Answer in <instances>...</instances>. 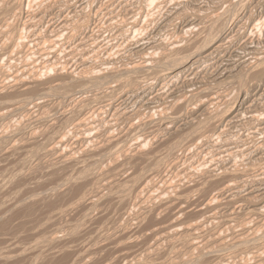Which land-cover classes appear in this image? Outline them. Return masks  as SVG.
Instances as JSON below:
<instances>
[{
  "label": "bare ground",
  "instance_id": "1",
  "mask_svg": "<svg viewBox=\"0 0 264 264\" xmlns=\"http://www.w3.org/2000/svg\"><path fill=\"white\" fill-rule=\"evenodd\" d=\"M34 1H31V6H32V3ZM83 1H85V0H50V1H47V3L44 1V3H46L45 6H44V9L47 10V12H49V14L51 12H52V14L55 13L56 15H58L57 18L58 19L60 18V21H59V23L57 25V29L59 28L61 30V32H60V30L57 31V29L56 30H53L54 26L47 25L48 24L47 23L46 24L47 27H46V25L44 26V31L42 32L44 34H42V38H41L42 43L45 42V40H47V42L49 43V44L47 42L45 43V44H48V45H46L47 49H44V50H48V52H49V49L50 48H52L53 50L54 49L57 50V48H55V47L60 46V48H61V46H63V43L61 44V40H62L61 38H63V40L67 42V43L65 42L66 43V46H67L68 42L71 43L70 41H72V43H73V42H76L78 40L77 42L79 43V41L83 37H85V40H84L83 43H85V41H86V44L80 43V45H79L76 42L78 44V45L76 44V47L77 48L74 46V48H76L79 51V53H81V56H80L81 57V60L77 58V57H79V53H78V55H76L77 56L76 58L78 59V62H79V60L81 62V64H80L81 67L78 68L75 72H71L70 71V65H69V70L66 71L65 65H67L68 63H65L63 67L60 66L58 68V66H59L58 65L59 64L58 61L60 59L57 60V58H59L58 57L59 54L57 52L56 53V54H58L57 57L55 56L56 54L55 55H52V56H49L48 55L49 57L46 59V62H48L49 65L43 67V69H44L43 72L45 73V71L46 72L47 71H51L50 73L53 72V74H52L53 77L50 76V78L48 77L49 79H46L45 78L46 80H44V78H43V81H40L39 80V78H41V77H39L40 72L33 71L31 73L28 81H27L26 79L23 80V78H22L23 77V75H22L23 73H21V75L19 73H17V75L19 74L21 77H16L17 76L16 75L15 76L16 79L17 78H22V79L19 80V82L16 81L15 84H14V86H11V88L15 91L16 96L17 95L18 96L20 95L21 98H22V96L24 97L26 95L29 96V95L35 94L37 92V90L40 89V87L42 88L43 86H46V85H49L50 86V84H55V83H57V84H55L52 87H50L47 94H50V95L51 94H53V95L54 94H57V95L58 94H60V95H66L70 91L71 92L72 91H80V90H84L86 88L100 87V90L101 91L95 92V94L94 95H91V96L88 95V94H90V92H81V93H78L77 96H71L68 99V101H67L68 104H70V105L73 104V105H76L77 106L79 102H81V103H79L80 105L77 108H74V107H73L74 109L71 108L72 109L71 110L72 112L68 116H64L63 115L64 117H62L61 119H59V123L58 124L61 125V126H66L67 124H71L75 128H77V129H82L83 128V131H85L86 133L88 131H90V132L91 131L92 132L96 131L94 129H97V131H98L101 128V129H103L104 135L107 138V140H106V138H103V139L106 140V141L103 140V141H105V145H104V143L101 142L102 139L99 140L97 138L98 136L97 137H94V135L95 136L97 135V132H96V134H94V135L91 136L92 137L91 139H92L93 143L96 140H98V141H100L102 143L101 145H103L102 148H101V146H99L100 143H98L99 145H97V146L100 147L99 148L100 150L98 152H105V154L106 153H109V152L116 153V154H124L123 155L124 159H122L123 160V163L125 162V164H127L129 166L131 165V168L134 165H136L137 163H139V164H141L143 166L140 169V171L136 172L135 175L132 178L131 177H126L125 180H124L121 177V180L122 181L124 180V181L122 183L119 182V184L117 182L119 180H117L116 183H114L115 181L114 180H110V178L108 177L109 180H110V183H109V180H108V183H109L108 184L103 179V183L105 181V183L103 184L104 187H105V184L107 183V185L105 187L107 193H103L102 192V190L105 191L104 190V187L101 190L103 196H104V194H106L104 196V198L105 199L107 198L106 200H108V197H109L110 198L109 202L112 203L111 202L112 195L113 194L114 195H117L116 202L115 203L113 202L114 209H115L114 212H115L116 217L115 218H112V219L110 217V219H109V220H111L110 223H112V225L113 224L115 225V222L117 220L120 221V218L125 217V216H122V215H128V212L126 211L127 210L126 208H128V210H129V206L131 208L134 206V211L137 208V206H138V208H141L139 206L142 205L141 203L144 201L143 196L145 197V200L147 198L148 199L149 198L151 199V197L154 198V196H151V197L149 195L147 196L146 195L147 193H145L146 196L143 195L144 194V191H145V186L150 181H152V179L155 180L156 178H153L155 176L158 177V180H160V178L162 179L161 181H158V183L160 185L163 186L164 183L167 184V181L166 180H168V179L163 180V176L161 175L162 169L163 170L165 169V168H163V166H165V165H167L169 163V166L168 167H169L170 170L176 171V173H177L178 176L185 177V176H187V174H186L187 173V170L191 168V167L188 166L189 165L188 161L190 162V160L192 159L191 156L192 155L195 156V154H199L201 156L203 155V158L200 156L202 158V160L200 159L201 161L200 160L199 161L202 162L204 160L205 161V164H206V168H204V169H203V166L201 165L202 166V169L204 170V172H203L202 169H201V172H199V173H196L195 172L196 173L195 176L198 174L197 177L198 176L200 177L202 173L204 174L203 177L201 176L203 178L202 179L203 180V183L200 184L201 186H198V188H196V189H198V191L200 193H202V195H201L202 196V198H201L202 200H201L200 203H199V198L200 197L197 199L198 191H197V194H196L195 193L196 190L194 189L195 191H194L193 194H196V199L198 200V203L201 206H203V207H200L199 206L200 210H202V208H203V210L200 211L201 215H203V216H206L207 215L206 219H209V220H218L219 222H223V223H225L224 226L227 225V224H229V225H227V226L224 227L225 229H226V227L230 226V223H232V222H238L237 219H239L238 217H241V215L244 216V218H245V219H242V220H246V221H248V218L250 219L251 217L252 218L253 217L255 218V216H259V219L261 218V220H260L261 223H259V221L257 222V223H259V225L258 224L256 225V223H255L256 221L254 222L252 220V218H251V221L254 222L255 225L257 226L255 228L256 229L255 232H257L259 234L260 231L258 232L257 229H260L261 230L262 228H260V225H261V227L264 226V0H226V1L224 0L225 2L221 0L224 3V5H223L224 8L220 12H217V11H214L213 12V8L216 7V6H214L212 8V14H208L209 12H211L210 10L208 12V9L209 8H207V9L204 10L203 4L201 5V2H202L201 0H190V1L187 0L189 3L186 4V7L185 8H182L183 10H181V8L179 7V6H181V4L180 5L177 4L178 7L176 6V7H172L171 9H169L170 8L169 4L170 5L172 4L171 6H173L174 3H172V2H175L176 0H162V2H160L161 0L160 1L159 0H137L138 1L137 3L139 4L140 7L137 6L139 8L138 9H135V11H132L133 8L131 7L132 9H131V11L128 10V13L129 14L127 16H123V14H122V16L125 17L126 19L125 18L122 19L123 18L122 17L121 20H118L119 19L118 16L121 15V12L122 11L117 16L118 19H111L110 21H109V18L110 17L107 19V21H109L107 23L109 25L112 24L111 25L112 27H114L113 26V24H114L115 25L114 28L117 29L116 32L114 31L112 33L113 34L115 33V35L117 33V35H118L117 37L118 38L120 37L121 41L123 40V42H120V43L117 42L118 44L112 43V41L113 42H115L116 40L118 41V38L116 36H114V35H113L114 37L112 35L111 36L110 35H108V36L106 35L107 37L101 36L102 37L101 39H103V40H101L99 43H98V39L100 37H97L98 34L96 35V37H94V35H91L96 30V28H95V30L92 27L89 28L90 27V24L92 25L91 21H93V18L95 16H101V11H100L99 7L98 8H95L92 5L84 4ZM90 1L93 2L92 0H90ZM98 1H95V2L97 3ZM109 1L110 0H107L106 3H108ZM121 1H119V3ZM205 1L208 2V0H205ZM205 1H203V2H205ZM209 1L211 3L214 0H212V1L209 0ZM163 2H165L167 5L164 6V5H161L160 4V3H163ZM180 2L182 3L183 0L180 1ZM215 2H217V0ZM24 3H25V0H10V1L9 0L8 1L7 0H0V5H1L0 6V40H3L4 39V42L2 43L3 48L1 47L2 45L0 44V48L2 49V50L0 49L1 50L0 53H2V55L5 56V57H7L6 55L9 53L10 61H11V57L14 58L16 56V53L19 52V50H20V53H21L22 49L24 50V52H26L25 48L29 47V46H27V43L24 40H20L19 42H17L16 44H14L12 42L11 37H10V34L11 33L15 32V31H18V28H17L18 26H15L14 24H12V22L16 18H18V19L21 20V17H23V14H24V11H23V9H24ZM99 3L100 2H98V4ZM124 3H126V2L124 1ZM210 3L207 4V5H211ZM34 4H35V2H34ZM103 4L105 5V3L102 2V5H100V8H101V6H104ZM131 4L133 5V2ZM126 5L128 6L129 4H125V8H126ZM221 5H222V3H221ZM28 6H29V4H28ZM31 6H29V9H32ZM94 6H95V4H94ZM110 6L111 5H109V7ZM120 6H122V5H120ZM219 6L220 5H218V7ZM105 8H106V6L104 7V9ZM104 9H102V10H104ZM112 9H108V11L111 10L110 12L112 13L113 10H116L115 8L113 10ZM119 9H121V7H119ZM119 9H117V11H119ZM127 9H130V7L129 8H126L125 10L127 11ZM214 9L215 10L216 9L219 10V8H214ZM125 10H124V12H125V15H126V11ZM161 10L164 11L163 12L164 15L161 14L160 16H162V15L163 16L162 17H159V19L156 17L157 20L155 19L151 23L149 18L152 19L153 16H156V15H153L152 16V12L153 11H156V12L158 11L159 12ZM206 10L208 12V13H206L207 15L204 13V11H206ZM30 11H32V10H30ZM104 12H105V10H104ZM104 12H102V15H103ZM106 12H107V10H106ZM108 13H107V15H108ZM32 14H31L32 16L31 15L30 16L28 15V17L24 16L22 18V20H21L22 22L23 21L24 22L19 27H23V28L26 29V28H28V27H30L32 25L42 24L44 22V19H45V16H46V13L44 11L39 10L37 14H34V13H32ZM66 14L68 16H70V18L72 16L73 19L72 20L71 19L69 20V18L66 19ZM69 14H71V15H69ZM116 14H118V12ZM154 14H155V12H154ZM158 14H160V13H158ZM179 14L182 17H179L181 19H180V21L177 20V21H179V23L176 24L177 22L174 23V21L176 20V18H177V16ZM111 15L112 14H110V16ZM175 15H176V18L173 17ZM106 16H104V17L106 18ZM19 23H21V22H19ZM173 23L176 24V25H174V28L172 27L173 29L171 30L170 29L171 28V24H173ZM111 26L109 28H111ZM89 29H93V32L91 30H89ZM88 30L90 32H88ZM109 30H112V28L109 29ZM57 32L58 33L60 32L61 34L58 35ZM88 33L89 34L91 33V34L90 35H87ZM101 34H99V35H101ZM79 36L80 37L83 36V37L79 40L78 39ZM164 36L166 37L165 41H164ZM168 40H170V42ZM64 41H62V42H64ZM166 41L169 42L168 45L167 44L166 45L164 44V42H166ZM0 42H2V41H0ZM122 44H124L130 50L129 51L130 52L129 56H131V55L136 56L135 58L138 57L139 60H136L134 58L136 61H133L134 59H133V56H132V61L133 62H131V59H130V61L128 63L126 61V59H125L123 61H126V63H128V64L125 63V65H123L122 64L123 61L122 62L120 61V63L123 65L122 67H119V68L117 67V68L110 69L111 67H109V66H111V65L107 66L108 63H106V62H108V60L105 61L104 58H102L100 56L101 55L99 53L100 51L97 53V54H99V57L101 58V59L98 58L100 60V62L97 60L96 61V64H94L95 63L94 62L95 59H93V58H94V55H96V54H94L93 55V58L90 59V61L93 60V62H89V60L86 59L87 56H89L91 54L89 56V57H91L92 54L95 53V52H97L98 50H102V53L104 51L105 52L104 53L105 54V57H106V55L109 56V54L111 53V51L113 49L115 50V48H117L118 46H119L118 49L120 48V50H121L120 45H122ZM125 46H124V49L123 50H126L127 51V49H125ZM63 48L64 47H62L61 49L63 50ZM69 49H72V47H69ZM118 49H116V51ZM77 50H75V52L73 50L71 51L72 52L71 53L72 56L75 53H77ZM66 51H67V53L64 51L63 52V55H64V53H65V55H68V53L70 52L69 50H66ZM34 52H36V51H34ZM54 52L55 51H53V53L51 52V54H54ZM73 52H74V54H73ZM116 53H115V55H116ZM13 54H15L14 57L12 56ZM36 54H38V53H36ZM71 54H69L70 57H72ZM122 54H124V53H122ZM2 55L0 54L1 57H2ZM19 55L20 54L18 53V56H16L17 58L15 57V59H18V57L21 59V57ZM44 55L46 56L47 54L45 53ZM119 55H120V53H119ZM60 56L62 57V54ZM38 57H41V55L38 56ZM103 57H104V55H103ZM117 57H118V55H117ZM119 57H121V56H119ZM43 58H44V56H43ZM63 58H65V57H63ZM63 58H61V59H63ZM108 59H109V57H108ZM115 59H117V58H115ZM115 59H113V60H115ZM72 61H74V60H72ZM97 62H99V65L101 64L100 66H106V68L105 69L102 68L103 70H101V67H100V69H99L100 71L98 70L97 73H96L95 72L96 70L95 71L92 70V66L93 65L94 66L97 65ZM63 63L64 62H62V64ZM117 63H119V61ZM113 64H115V63L113 62ZM121 64H118V66L121 65ZM21 67H23V66H21ZM95 67H97V66H95ZM67 69H68V67H67ZM72 69H74V68H72ZM24 70L25 69H23L21 71L24 72ZM24 74H25V72H24ZM225 83H226V85H228V88L230 87L231 92L229 94L226 93V92H228V91H226V90H228V88H225L226 89V90H224L225 92H220L221 88L219 86H221L222 84L225 85ZM187 87L188 88L189 87H194L193 90H192L193 92L190 91L191 93H186V92L183 91L182 93H180L181 90H183L185 88L187 89ZM6 88L8 89L10 87H8V86L2 87L1 86L0 87V93L4 89H6ZM13 95H14V93H13ZM183 95H184V97L181 98ZM3 97H6V96L3 95ZM196 97L201 98L202 100H204V103L201 106H199L198 105L199 103H197V100H195L196 101V104L200 107V109L197 110L195 107H193L197 111L195 113H193L189 118H185L184 119L183 118V113H184L185 109L187 108V104L184 106L183 105V101L185 100V98H187L188 99V102L190 103L191 101H193L191 99H193V98L195 99ZM28 99L24 98L23 100H25V102H23V103H16V104L10 106V108L7 111H1L0 117L8 116L12 112L15 113L16 111H18V112L19 111H21V112L24 111L25 114H26V113L29 112V109L31 108V107L29 108V105H32L35 109H37L38 107H40V108H43L44 107V109H45V103H46V101L43 100L45 98H41L40 99V100H42L41 102H37L38 101L37 100L34 103L29 102ZM201 99H199V102L200 103H201ZM94 100H96V101H94ZM116 100H118V102L120 103V105H123L122 109L121 108L118 109L119 106H117V107L115 106V103H116L115 101ZM77 101H79V102L77 103ZM93 101L95 103L98 102L96 104H99V105H98V108L94 109V111H91V110H89V107L88 106L91 105L93 103ZM228 101H230V103ZM159 102L169 103L170 104L169 111H171V113L173 115H175V117L172 119L171 123L166 124V125H162L161 128L158 129V133L154 129L153 131L156 132L154 134V136L153 135L152 136H148L149 138H152V140L155 142L157 148L160 147V151L158 150L160 152L159 153L160 155L159 154L154 155V154H152L153 151L152 152L149 151V150L152 149V147L150 149V147L146 145L147 142L145 141L146 139H149V138H147V135H150V133L148 134V132H147V130H148L147 125L148 126H151V124H154L155 125V122H159V119L157 121V120L153 119L152 118L153 116H152L151 119L155 120V122H154L151 119H149L150 117L148 116L146 120L149 119V122L145 121L147 123H143L144 120L142 122L141 121L142 119H139V117L143 114V112H145V111L148 112L149 110H153V109H151V106H153L154 104H158ZM226 102L229 103L228 104L229 105L228 107L226 106L227 105ZM225 103H226V105L224 107L225 109L224 108H221V106L223 107V105ZM47 104L49 105V103H47ZM47 104H46V107H47ZM191 104L193 105L194 103H191ZM196 104H195V106H196ZM62 105H63V103L62 102H59L58 103V106H59L58 109H60V107H62ZM27 106H28L29 109L27 108ZM193 108H192V110H193ZM219 108H221L222 111L224 109L223 112H220L222 114H219L221 116L220 119H219V115H218V112H217V110ZM44 109H42L41 111H43ZM186 111H187V109H186ZM193 111H195V110H193ZM188 112L190 114V111L189 110H188ZM58 114L61 115L63 113H61V114L58 113ZM64 114H66V113H64ZM159 114H161L160 117H162V113H159ZM186 115H187V112H186ZM55 116H56V114H55ZM155 117L157 119V116L154 115V118ZM217 117H218V120L216 119ZM56 119H58V118H56ZM94 119H95V122H96L95 123L96 126L92 127V124L94 122L93 121ZM135 119H138L137 120V124L136 125H132V127H130L131 129L134 127L133 130H136V133L134 135L129 136L124 131L125 134H126L125 135L123 132L120 131L122 134H124L123 136H126V137L125 138L124 137L123 138H120L121 136H118L119 138H117L115 136V133L116 132L115 133H112L113 129H115L116 125H118L117 123H119L118 120H120L121 123H125L126 124V123H128V122H130L132 120H135ZM132 124H135V123L132 122ZM145 127L147 128V130H146V133L147 134L144 133L145 134L144 135V134H142V131L145 129ZM118 129H115V130H118ZM128 129H126V131ZM120 130H122V129H120ZM153 131L151 130V133ZM3 133H5V132H3ZM89 133H88V135H89ZM98 133H99V131H98ZM99 134L102 135V133H99ZM110 134H112V136H115V137L114 138L111 137ZM116 134H118V133H116ZM104 135H102V137H104ZM109 135H110V137H109ZM119 135H121V134H119ZM3 136L0 137V151L4 148V145H6L8 143V141H6L7 139L4 138ZM137 136H141L142 139L141 138L140 139L142 141L140 140V142H136L135 139H137ZM99 137H101V136L99 135ZM88 138H84L85 139V141H84L85 143H86V140L87 141L90 140ZM94 138H97V139L94 141ZM144 138H145V140H144ZM92 141H91V143H92ZM132 141H135V143H134L135 145L133 144L134 146H131V148H128V146H126V145L128 144V142H132ZM5 142H7V143L3 145V143H5ZM58 143H59V141H58ZM51 144L52 143H50L49 145H45V148H47L45 153H47V152L48 153H51V152H53L55 150L56 147H54L53 145H52L53 147H51ZM87 144H88V142H87ZM94 144H97V143H94ZM54 145H55V143H54ZM58 145H61V144H58ZM55 146H57V145H55ZM88 146L91 148L93 145L92 146L88 145ZM144 146H147L149 148L148 152L145 151L148 148H146ZM5 147H7V146H5ZM89 147H88V149H90ZM94 147H96V146H94ZM94 147H93V149H94ZM126 147L128 148V150H130V151H128L129 154H127L128 152L125 153ZM132 147H133V149H132ZM143 147H144V149L145 148L146 149L144 150ZM161 147H162V149H161ZM131 149L133 151L132 153H130L131 152ZM153 149H155V147ZM91 150H92V148H91ZM83 151H85V150H83ZM94 151H95V149H94ZM158 151H155L154 153L156 154ZM3 152H5V151H3ZM36 152H37V150H36ZM95 152H97V151H95ZM150 153H151V155H150ZM152 155H154V156H152ZM197 158H199V156H197ZM27 160H29V159L27 158ZM193 160H195V159H193ZM199 161H197V162H199ZM186 162L188 163L186 165L187 167L186 166L184 167L183 164L186 163ZM194 162L192 161V164ZM197 162H196V164H197V168H198V166H200V164L198 165ZM21 163H22V165H24L23 162H21ZM24 163H26V162H24ZM29 163H30V160H29ZM29 163H26L27 164V169H29L28 166L31 165ZM125 164L123 166H125ZM194 166H192V169L193 170H194ZM31 168H32V165L30 166V169ZM54 168H55V166H54ZM22 169H26V166H25V168L23 166ZM53 169H52V171L54 172V170H56V168L54 170ZM192 169H191V171H192ZM90 170L91 169L86 170L83 173H80L79 172L80 174L78 176L81 175L79 179L81 181L84 180V179H86V180L87 179L88 180L92 179L91 177H92L93 173L92 174L89 173ZM195 170L197 171L196 168H195ZM87 171H88V173H87ZM163 172H164V175H165L166 171H163ZM124 173H125V171H124ZM95 174L96 173H94V176H95ZM127 174L129 175L128 172H127ZM192 174H194V172ZM69 175L71 176V174H69ZM75 175H76V173H75ZM78 176L76 175V177H71V178L69 177L70 178L69 180L70 181H73L72 178H74L75 183L74 182L73 183H74V185L75 184L77 185L78 184V182H77L78 181V178H77ZM96 176H99V175L96 174ZM96 176H95V178H96ZM165 176H167V175H165ZM100 177H101V175H100ZM75 178H77V180H75ZM99 178H97V179H99ZM105 178H106V176H105ZM164 178H166V177H164ZM186 178H189V177H186ZM118 179H120V178H118ZM193 179H194V177H193ZM69 180H66V181L68 182ZM86 180H84V181H86ZM139 180H140V182L137 184V182ZM194 180H195V182H197L196 179H194ZM81 181H80V183H81ZM94 181L97 183L96 180H94ZM100 181L102 182V178H101V180L99 179L98 182L100 183ZM182 181L184 182V179ZM186 181H187V179H186ZM186 181L184 182V184H186L187 182H191V184L193 183V185L195 184L194 181H191V180L190 181H187V182ZM198 181H200V180H198ZM179 182H181V181H179ZM71 183L72 182H70L69 185H66V186L67 187L70 186ZM83 183H81L82 184V187L81 186H78V185L76 187L83 188V186H84ZM130 183H132V185H130ZM94 184L92 186L95 187ZM101 184L102 183L96 184V186L97 185H101ZM155 184H156V181H155ZM148 185H150V184H148ZM187 185L188 184H186V186ZM207 185L209 187H211V189L208 187V189L206 190L205 188H207V187H205V186H207ZM132 186H133V189L134 190L131 189ZM167 186L168 185H166V187ZM180 186H181V184H180ZM196 186H197V184H196ZM94 187H90V188L93 189ZM98 187H95V188H98ZM151 187H153V186H151ZM71 188H72V190L75 189V188L72 187V184H71ZM79 188H78V190H80ZM99 188L101 189V187H99ZM148 188H150V187H148ZM68 189H69V187H68ZM83 189L85 190L86 188H83ZM164 189H166V188H164ZM181 189L183 191L185 190V191L189 192L188 190H186L187 187L186 188L184 187V189L183 188H181ZM52 190H55V189H52ZM95 190H93V191L96 193L97 191H95ZM159 190H161V192H164L163 193L164 195L166 194L167 199H165L166 197L164 198L166 201H164L161 204V206L156 205L157 203H155L156 201L155 202L152 201L153 199L151 201L153 203H155V205L157 207L159 206L158 208H163V206H164V209L169 210V211L171 210V208L173 210L174 209L173 207L176 208V206H177V208H178V206L179 205L181 206L182 204H188L189 203L188 205H190V202L193 199V198H191V197H193L192 196L193 194H191L190 192L189 193H190L191 197H190V201H189V197H188V194L189 193L186 194L184 192H181L182 190L180 192H178L176 190L175 191H172L171 194H170L171 196H169V194H168L169 191L167 192L168 189L167 190H163V191H162V189H159ZM88 191H86V192H88ZM52 192H50V193H52ZM57 192H59V191H57V189H56V194H58ZM81 192L84 193L83 191H81ZM94 192H92V193L94 194ZM133 192H134V196L131 194ZM48 193H49V191H48ZM76 193L78 194L79 191H77ZM92 193L89 196H88L89 193H87L86 196H88V200L87 199L86 200L89 201V203H90L89 204L91 206V209L90 210H92V212H95V210H93L92 208H94L96 206V204L97 205L100 204V202L101 201H104L105 199L102 198V197H100L101 196L100 195L101 193L99 191L97 192L96 195H98V193H99L100 196L98 195V197H100L101 199H104V200H101L100 201L99 198H97V196L96 195H93ZM53 194L55 195V193H53ZM59 194H61V193L59 192ZM50 195H52V194H50ZM54 195H53V198L54 197L56 198V196H54ZM73 195L74 194H72V196ZM151 195H153V194H151ZM45 196L46 195H44V197ZM72 196H70V198H72ZM84 196L80 195L79 197H81V198L83 197L84 198ZM92 196H94V197H92ZM156 196L157 197H163L162 195H160V196L156 195ZM156 196H155V198H156ZM30 197H32V196H30ZM44 197H43V199H44ZM74 197H77V196H74ZM32 198H35V196L32 197ZM46 198H48V196ZM51 199H52V197L47 200V205L49 204L48 201L49 200L51 201ZM82 199L81 200L79 199L80 202L78 200V202L80 204L81 203L84 204L85 198H84V200H82ZM148 199H147V201H148ZM194 199H195V197H194ZM196 199H195L196 202H194V203H197V200ZM34 200L32 199L31 202H33ZM39 200H37V201H39ZM156 200L158 201V198H156ZM24 201H26V200H24ZM28 201H30V200L28 199ZM45 201H46V199H45ZM68 201L69 200H67V202ZM75 201L77 203V200H75ZM81 201H83V202H81ZM151 201H150V205L152 206V204H151L152 202ZM18 202H17V204H19ZM160 202L161 201H159V204H160ZM14 203H13V205H14ZM22 203L25 204V202H23V201H22ZM85 203H88V202H85ZM31 204L33 205V203H31ZM43 204H44V202H43ZM63 204H64V202H63ZM67 204L70 205L69 202ZM73 204H75V202H73ZM144 204H145V202H144ZM41 205H42V203H41ZM47 205H46V207H47ZM55 205L53 204V206H52V203H50L49 204L50 210H51V207L53 208L54 206H55V208L56 207L57 208H60L59 206H57V204H55ZM146 205L149 206V203L147 202ZM188 205H184V206H188ZM191 205H194V204H191ZM22 206H20V205L18 206L17 205V207L18 208L20 207V209H22ZM30 206H28V207L30 208ZM36 206L38 207L39 204L38 205L36 204ZM36 206H35V209H36ZM148 206H144L143 205V207H148ZM11 207H9L7 209L9 210ZM84 207H88V204L87 205L84 204L83 208ZM181 207H179L178 209L180 210ZM188 207L189 208H187V209L188 210L190 209L189 211H191L190 206H188ZM23 208H24V210H20L19 209V211H25V205L23 206ZM48 208L49 207H47V209ZM61 208H62V206H61ZM61 208H60V210H61ZM138 208H137V210H139ZM148 208L149 209L146 210L145 212L142 211L143 213L141 215H140V213H141L140 210L137 211V212H139L138 213L139 216L137 214L135 215V213H134V215H135L134 217L138 216L137 219H139L140 216H141V220H143V221H144L145 218L148 217L151 220V222H152V220L155 217L154 216V212H156V208L155 207L151 208L150 206ZM193 208H195V207L193 206ZM2 209L4 210V208H2ZM14 209H16V208L14 207ZM32 209L33 210H31V211L33 212L35 209H34V207H32ZM54 209H52V210H54ZM64 209H65V207H64ZM64 209L62 210V212L65 211ZM73 209H71V210H73ZM145 209H147V208H145ZM178 209H176V211ZM187 209H186V211H187ZM195 209H197V206H196ZM37 210H38V208H37ZM57 210L58 209L54 210L53 212L56 213ZM60 210H58V211H60ZM82 210H84V209H82ZM82 210H80L79 213H81ZM141 210H142V208H141ZM158 210L159 209H157V211ZM11 211H12V209H11ZM31 211H30V214L32 213ZM42 211H44V210H41V212ZM103 211H104V208H103ZM129 211H131V209ZM198 211H197V213H198ZM8 212L6 213V211H5L6 214H8ZM38 212L39 211H36V213H38ZM44 212L41 215H44ZM62 212H58V213L59 214L61 213V216H62V214L64 215V213H62ZM69 212H70V209H69ZM77 212H78V210L76 211V213ZM105 212H106L105 214L102 212L105 216L107 214H110L106 210H105ZM173 212L171 211V214ZM183 212H184V210H183ZM26 213H28V212H26ZM26 213H24V214H26ZM48 213H50V212H48ZM84 213H85V210H84ZM87 213H89V211ZM130 213H133V212H130ZM175 213H177V212H175ZM185 213H187V212H185ZM193 213H195V215H196V211L193 212ZM193 213H192V215L195 216ZM1 214H2V212H1ZM6 214H4V215L2 214L3 217ZM59 214H58V217L60 216ZM65 214L67 215L68 213H65ZM103 214L101 215V212H100L99 215L103 216ZM156 214H158V213H156ZM166 214H167V212H166ZM168 214L170 215V212ZM178 214L180 215V213H178ZM189 214H190V212L187 213L188 217L190 216ZM26 215H24V216H26ZM47 215H49V216L51 215L50 217H54V219H55V214L53 215L52 214V211H51V214H47ZM66 215H64V216H66ZM72 215H75V214H72ZM96 215H98V214H96ZM158 215H156V216L159 218ZM174 215H176V214H174ZM192 215L190 217L191 218H195V220L193 219L194 222L197 221V223H198V219H197L198 216L197 217L196 216L195 217H192ZM197 215H199V214H197ZM201 215H199V217H201ZM28 216L29 215H27V217H25V219H27ZM64 216H62V217H64ZM85 216L83 215L82 216V219L83 218L86 219V217H89L88 214H87L86 217ZM129 216L131 218H133V216H131V214ZM129 216H128V218H129ZM172 216H173V214H172ZM245 216H248V217L246 218ZM21 217H23V216H21ZM30 217H31V215H30ZM50 217H48V218L50 219ZM62 217H59V218H62ZM70 217H72V216H70ZM163 217H164V215H163ZM188 217H187V219H188ZM74 218H72V219L75 220ZM96 218H94V220ZM126 218L127 217H125V219ZM160 218H162L161 215H160ZM173 218L176 219L175 217H173ZM38 219H41V217L38 218ZM67 219H69V215L67 216L66 221H67ZM88 219L89 218H87V220ZM125 219H124V221H125ZM134 219H135L134 221H136V218H134ZM149 219H147V220H149ZM34 220H36V222L38 224V223H41V220L42 219L40 220V222H38L37 219H33V221ZM43 220H46V219H43ZM73 220H71V221L73 222ZM239 220H241V219H239ZM24 221H22V222H24ZM30 221L32 222V220H30ZM137 221H139L138 224H140V220H137ZM156 221H157V219H156ZM251 221L250 222L248 221L249 223L246 222V224H250ZM29 222L27 221V224L26 223H25L26 225L24 224L25 227L27 225L28 226H30V225L33 226L34 224H36V222H34V224L32 223V224L29 225L28 224ZM43 222L44 221H42L41 224H43ZM60 222H62V221H60ZM60 222H59V224H60ZM63 222H64V226H66L65 220ZM76 222H79V220L78 221L76 220L73 223H76ZM154 222H155V220H154ZM157 222H159V221H157ZM219 222H216L215 225H217ZM52 223H54V222H52ZM66 223H67V225H69L68 222H66ZM110 223H108V224H110ZM120 223H122V221H120ZM125 223H126V221H125ZM146 223H144V224H146ZM152 223H149L150 226H147V224L145 226H147L148 228L149 227H153L151 225ZM189 223H187V225ZM197 223L195 225H190L189 224V226H187V227L185 225L184 226L185 229H182V230H184L182 232V237L184 236L183 241L184 242H187L188 243L187 244V246H188L187 248L191 249L190 253H188V251H187L188 255L191 254L192 249L195 248V247L198 248L199 251L201 250L200 248H204L205 249V247L200 246L201 243L199 244V242H198L199 247L196 244L197 243V239H196L197 235L196 234H198V233L195 234V232L196 231L198 232L200 230V228H203V226H204V225L203 226H200ZM210 223L212 224V222H210ZM70 224H71L72 227L74 226V225H72V223H70ZM81 224H79V225L82 227ZM102 224H100V225H102ZM157 224H159V223H156V224L154 223L155 226ZM39 225H38V227H39ZM47 225H49V224L47 223ZM104 225L107 226L106 224H104ZM124 225H121V224L118 225L119 227L117 226L118 227L117 229H120V228L122 229L124 227ZM129 225H132V224L129 223ZM212 225H214V224H212ZM243 225H245V224H243ZM34 226L32 227V229H34ZM40 226L41 227H39V229L42 228V225H40ZM55 226H53V227H55ZM76 226L78 227V225H76ZM80 226H79L78 229H80ZM121 226H123V227H121ZM137 226H140V225H137ZM141 226L143 227L144 225L142 224ZM250 226H252V224L249 225V227ZM23 227H22V229H24ZM45 227L46 226L43 227L44 230H46ZM77 227H76V230H77ZM101 227H103V225ZM219 227H220V225H219ZM231 227H233V225ZM231 227H230V231H232L231 230ZM235 227H236V229L238 228L237 225ZM235 227L232 228V229L234 230ZM245 227H247V225ZM29 228L27 230H31ZM69 228H70V225H69ZM216 228H218V226ZM224 228L222 229V225H221V229L224 230ZM251 228H249V230H251ZM111 229H115V228L112 226ZM123 229L125 230L127 228L124 227ZM241 229H243V228L241 227L240 230H238V231L241 232L242 231ZM263 229H264V227H263ZM42 230L39 233V237L36 236L37 238L35 240H37V239L40 238L41 232H43V234L46 233V232H44ZM71 230H74L73 233L74 232L76 233V230L75 229H71ZM71 230H69V231H71ZM106 230L107 229H105V231H104L105 233H106ZM244 230L245 229H243V231ZM252 230H254V229L252 228ZM99 231H102V228L99 229ZM153 231H154V229H153ZM179 231H181V230H179ZM210 231H212V230H210ZM226 231H227V229L225 230V237H227L226 236V233H227ZM263 231L264 230H262L261 232L263 233ZM20 232H22V231H20ZM24 232H26V231H24ZM31 232H29V235H32L33 236V234H30ZM33 232H36V230L33 231ZM47 232H48V229H47ZM49 232H50V230H49ZM53 232L54 231H52L50 233H53ZM57 232H59V231H57ZM154 232L155 233L154 234H151L152 236L149 235V237L154 238V236H156V234H159L160 231L157 232V230H155ZM199 232H202V233H200V237H201L202 234H204V232L207 233V231H204V232L203 231H199ZM220 232L222 233V231H220ZM220 232H219V234H220ZM73 233H72V235H73ZM75 233H74V235H75ZM208 233H209V231H208ZM214 233H216V232L214 231L212 234H214ZM231 233L233 234V231ZM247 233H249V232H247ZM247 233H246V235H247ZM16 234H20L19 231ZM16 234L14 236H16ZM47 234H49V233H46V235L45 234L44 235L41 234L42 236L45 237V238L43 237V239H42L41 242L38 241L36 243V241H35V244H34V242H32V245H34L33 246V249L26 247L28 244L25 246V244L23 243L24 244V248L26 247L28 249V251H29V249H31V251L34 250V251H39L40 252L41 251V247L44 246L42 244L41 247H39L40 244L41 243H45L46 245H48V248L52 245L53 247L51 249H53V248L56 249L57 248L56 250L58 251V249H60V246H63L65 244V242H64L63 245H60L62 239L60 240L59 235H58V237H55L57 235L54 234V236H53V235L49 234L50 236L46 237ZM101 234H102V232H101ZM216 234H218V233H216ZM219 234L217 235V237L214 236V241L213 242L215 243V245L217 243L218 249L221 251L223 248L226 247V245H224L223 242H221L224 239L221 240L222 238L219 236ZM235 234H237V233H234V235ZM243 234L245 235V233H243ZM174 235L175 236L177 235V233L175 231H174ZM234 235H232V236H234ZM246 235H245V237H247ZM251 235H253V234L251 233ZM28 236H27V239H28ZM32 236H30V237H32ZM203 236L204 235H202V237ZM208 236H210V235H208ZM208 236H206V237H208ZM229 236L231 238V235H229ZM235 236H236V239L234 237H232V239L233 238L235 239L234 243H232V241H231L232 239H230V238H229L230 241H228V242H230V244H232L231 245L232 247L237 248V250L238 249L244 250V252H246L245 250H249L250 251L251 249H253V254L256 252V250L254 252V247H255L257 249V252H256L255 255H257V256H256L255 261H253V263L252 262L251 263L252 264H264V253H263V256H262V253H260L259 250H258L259 247L256 246L257 239L254 238V237L259 238L257 235H255L253 237H251L249 235L250 238L247 239L248 238L247 237V238H245L246 240L242 239L244 236L241 237V235H238V234L235 235ZM30 237H29V239H30ZM104 237H105V235H104ZM172 237H173V235H172ZM32 238H34V237H32ZM32 238H31V241L33 240ZM62 238H63V236H62ZM86 238H88V237H86ZM210 238L212 240V236ZM195 239H196V242H194ZM198 239H199V236H198ZM84 240H85V237H84ZM84 240H83V243L86 245V243L84 242ZM109 240H110V238H109ZM177 240H178V238H176V240H174V238H173V241L176 242ZM208 240H209V237H208ZM211 240H209V241H211ZM225 240H226V238H225ZM107 241H108V239H107ZM107 241H105V242H107ZM258 241H260V239H258ZM86 242L88 243V241H86ZM89 242H90V240H89ZM103 242L104 241H102V243ZM80 243H81V241H80ZM96 243L97 242H95V245H96ZM129 243L130 242H128L127 244H129ZM214 243H213V246H214ZM23 244H21V246H23ZM58 244L60 245L59 248L56 247ZM202 244H203V246H205V244L203 242H202ZM225 244H227V241L225 242ZM230 244H228V246H230ZM1 245H3V244L1 243ZM30 245H31V243H30ZM54 245H56V246L54 247ZM98 245H99V242H98ZM100 245H102V244H100ZM100 245L99 246L96 245V247L99 248ZM131 245H132V242H131ZM136 245L137 244H135V246ZM210 245L212 246L211 243H210ZM81 246L83 247V245H81ZM129 246H130V244H129ZM132 246L134 247V245H132ZM170 246H172V244ZM231 246H230V248H231ZM36 247L40 248V250L39 249L37 250ZM88 247L91 248L90 245ZM133 247H131V249H133ZM1 248H3V247L0 246V249ZM4 248H8V247H4ZM21 248H22V250H24L23 247H21ZM45 248L47 249V246ZM86 248H85V250H86ZM102 248H104V247L101 246L100 249H102ZM154 248H155V246H154ZM209 248H211V247L209 246ZM215 248H216V246H215ZM27 249H25V250L27 251ZM46 249H42L43 250L42 253ZM51 249H50V251L52 252ZM61 249H62V251L59 250L60 253L63 252V249L64 248L61 247ZM126 249L128 250V247ZM148 249H150V248H148ZM169 249L171 250V248H169ZM189 249H187V250H189ZM195 249H193V253H195V251H194ZM218 249H217V252H219ZM14 250L15 249L13 248L12 251L14 252ZM22 250L21 251L20 250H16V253H17V251L18 252L20 251V253H17V254H19L17 256H20L21 253L22 254L29 253L28 251L27 252L24 251L25 253H23ZM76 250H77V248H76ZM76 250H73V251L76 252ZM93 250H94V248H93ZM93 250H90V251H93ZM96 250H97V248H96ZM202 250L200 252H202ZM212 250H210V251H212ZM237 250L234 252L235 254H237L236 253ZM1 251H0V253H1L0 255H3ZM5 251H6V249H5ZM9 251H7V253H6L8 255H6L5 252H4V255L7 256V257L5 256L6 258L0 256V259L1 258H4V259H1V260H5V261H1V262H3V263L6 264V261H10V259L8 257L10 255L8 253ZM31 251H30L29 254L32 256L33 253ZM55 251H54V253H55ZM66 251H65V253H68ZM70 251H71V249H69V252ZM81 251L84 252L83 250H81ZM81 251L80 252L78 251V252L81 253ZM129 251H131V250H129ZM239 251H238V253H239ZM46 252H47V250H46ZM88 252H89V249H88L87 252L85 251V254L88 253ZM102 252H104V250H102ZM158 252H160V251H158ZM203 252H204V250H203ZM217 252H214V253H217ZM241 252L242 251H240V253ZM54 253H50V252L48 253L47 252V254L45 253L46 255L43 253L44 254L43 256L38 253V254H36L37 255L36 258L32 257L33 260H31V258L29 256L28 257L30 259L28 258L26 260L27 261L29 260V262L31 260V262H33V264H45L46 262H51V260H53L52 259L53 258V255L52 254H54ZM65 253H64V257L61 258L62 260L65 258ZM90 253L93 254V252H90ZM97 253H99V251ZM165 253H167V252H165ZM165 253L164 252L162 254L159 253L161 256L158 253H156V255H159L161 257V259H160V261H159V259L158 260L156 259V262H154V263L157 264L158 261L161 262V260H162V263L165 264V262H163L165 260L164 258L170 252H168L165 256H163L164 257L163 258L162 255H164ZM185 253H182V254H185ZM187 253H186V255H187ZM240 253H239L238 256H240ZM72 254H74V253H71V256H72ZM177 254L178 253L176 252V255ZM250 254H251V251H250L249 255ZM36 255H34V256H36ZM82 255L84 256V253L81 254V256ZM188 255L187 256L184 255V257L188 259V258H191V257H194L195 256V255L194 256L189 255V256H191V257H189ZM215 255L216 254H214V256ZM243 255L245 256V254H243ZM11 256H13V255H11ZM23 256L26 257L27 255H23ZM61 256L62 255H60V257ZM67 256H69V255H67ZM75 256H77V255H75ZM79 256H77V257H79ZM159 256H157L156 258H158ZM177 256L175 257L176 260L175 259L174 260L177 261L176 262L177 264H179L181 259L178 261L177 258H179V257H177ZM196 256L197 257L195 259L193 258V259H190V260H188L186 262H185V260H181V264H198V263L199 264L200 263L203 264V262L205 261V260L203 261L204 254H201L199 256L196 254ZM214 256H213V258H212V256H211V258L210 257L209 258L210 259H215ZM235 256H234V258H235ZM24 257H23V259H24ZM72 257H71V259H72ZM132 257L134 258V256H132ZM132 257H131V260L133 259ZM143 257H144V255L142 256L141 259H143ZM145 257H147V256H145ZM145 257H144V259H145ZM150 257H148L149 260H150ZM10 258H14V256L13 257H10ZM148 258H146V259H148ZM166 258H167V256H166ZM207 258L208 257H206L204 259H207ZM230 258H231V256H230ZM241 258L243 259V257H241ZM17 259H18L17 257H16V259H14L15 262H16ZM66 259H68V258H66ZM82 259H83L82 261L84 262V259L85 258H82ZM154 259H155V256H154ZM169 259H170V257H169ZM171 259H173V258H171ZM14 260H11V261L13 262ZM19 260H21V259H19ZM19 260H17V261L20 264L21 261H19ZM68 260L70 262V257H69ZM95 260H96L95 262H97V259H95ZM151 260H152V257H151ZM208 260H206L205 262H207ZM218 260H220V259H218ZM244 260H246V259H244ZM54 261L55 262L57 261V263L59 261L61 263L60 260H54ZM82 261H81V264L83 263ZM86 261L87 260H85V262ZM135 261H133L132 264H135L134 263ZM138 261H140V260H138ZM138 261H136V263L137 264H140V262L138 263ZM153 261H155V260H153ZM165 261L167 263V260H165ZM183 261H184V263H183ZM210 261H212L211 264L214 262L213 260H209V262ZM247 261L248 260H246V262L245 261L244 262L247 264L251 260L248 261V262ZM69 262L67 261V264ZM71 262H70L71 264H77L78 263V260L75 257V259H73V261H71ZM88 262H86V263H88ZM102 262L103 261H100L101 264L104 263V262L103 263ZM159 262H158V264H160ZM24 263H26V262H24ZM52 263H53V261H52ZM63 263H66V262H63ZM86 263H84V264H86ZM125 263H127V262H125ZM235 263H236V261L234 263H232V264H235ZM11 264H14V263H11ZM15 264H17V263H15ZM21 264H23V263H21ZM26 264H28V263H26ZM29 264H32V263H29ZM147 264H149V261H148ZM172 264H174V262H172ZM241 264H242V262H241Z\"/></svg>",
  "mask_w": 264,
  "mask_h": 264
},
{
  "label": "rangeland",
  "instance_id": "2",
  "mask_svg": "<svg viewBox=\"0 0 264 264\" xmlns=\"http://www.w3.org/2000/svg\"><path fill=\"white\" fill-rule=\"evenodd\" d=\"M8 1V0H7ZM10 1V0H9ZM28 1V2H27ZM31 1H34V0H25V3H24V9H23V11H24V14H23V17L24 16H26V17H28V15L30 16L32 13H34V14H37L38 13V11L39 10H41V11H44L45 13H46V16H45V19H44V22L42 23V24H37V25H32V26H30V27H28V28H23V27H19V26H21L22 25V23L24 22H22L21 20H22V18L23 17H21V20L20 19H18V18H16L15 20H13V22H12V24H14L15 26H18L17 28H18V31H15V32H13V33H11L10 34V37H11V39H12V42L14 43V44H16L17 42H19L20 40H24V41H26V43H27V46H29V47H27V48H25V50H26V52H24V50L22 49V51H21V53L23 54H21L20 53V50H19V52H17L16 53V56H18V53L20 54L19 56L21 57V59L18 57V59H15V54H13L12 56L14 57V58H12L11 57V61H10V58H9V53L6 55L7 57H5V56H3L2 55V53H0L1 55H2V57L0 56V87L2 86V87H4V86H8V87H10V88H6V89H4L0 94V113H1V111H7L9 108H10V106H12V105H14V104H16V103H23V102H25V100H23L24 98H26V99H28L29 100V102H32V103H34V102H36L37 100V102H41L42 100H40L41 98H45V99H43L44 101H46V103H45V109H44V107L43 108H40V107H38L37 109H35L32 105H29V108L31 107H33L32 109L30 108H28V106H27V108L29 109V112L28 113H26L25 114V112L23 111V112H21V111H16L15 113L14 112H12L11 114H9L8 116H5V117H0V135L1 136H3L4 138H6L7 140L6 141H8V143L7 142H5V143H3V145L4 144H6V145H4V150L2 149L1 151H0V246L1 247H8V248H1L0 249V251L2 252V254L4 255V252H5V254L7 253V251H9L8 253L10 254L8 257H9V259H10V261H6V264L8 263V264H11V263H17V264H19L18 263V261L17 260H19V259H21V260H19V261H21V263H23V264H26V263H32L33 264V262H31V260H33V258L32 257H34V258H36L37 257V255L36 254H40V255H44L45 253L47 254V252L49 253H54V251L57 249H55V248H53V249H51L53 246L51 245L49 248L52 250V252L50 251V249L48 248V245H46L45 243H41L40 244V246L39 247H41V245L43 244L44 246H42L41 247V251L39 252V251H34V250H32L31 251V249H29V251H28V249L26 248V247H28V248H32L33 249V246L34 245H32V242H34V244H35V241H36V243L39 241V242H41L42 241V239H43V237L44 236H42V235H46V233H49V234H51V235H53L54 236V234L55 235H57V236H55V237H58V235H59V238H60V240L62 239V241H61V243H60V245H63V243L65 242V244L63 245V246H60L59 244L56 246V245H54V247L56 246V247H58L59 248V246H60V249H58V251L56 250L55 251V253L54 254H52L53 255V260H51V262H46L47 264L49 263V264H62L63 262H66V263H63V264H67V261L69 262V257H70V262L71 261H73V259H75V257H76V259L78 260V263L77 264H81V261L83 260L82 258H85L84 259V262L82 263V264H84V263H86V262H88L89 264H101L100 263V261H103L102 263L103 264H124L125 262H127L128 264L130 263V264H132L133 263V261H138V260H140V261H138V263L140 262V264H147L148 263V261H149V264H156V263H154V262H156V259L158 260L159 259V261H160V259H161V255L159 254V253H165V252H170L168 255H166L167 253H165L164 255H162V257L163 256H167V258H166V256H165V260H167V263L168 264H172V262H174V264L177 262V261H175L176 260V256L177 257H179V258H177V260L179 261L180 259L181 260H185V262L186 261H188V260H190V259H195L197 256H196V254L199 256V255H201V254H204V258H206V257H208L207 259H204L203 258V261L205 260H215L212 264H218L219 262V264H232V263H234L235 261H236V263L235 264H241V262H242V264L244 263V264H246L245 262H246V260H248V261H250V262H248L247 264H252L253 263V261H255V259H256V256L257 255H255L256 254V252H257V249L254 247V252H255V250H256V252L253 254V249H251L250 251H251V254L249 255V253H250V251L249 250H245L246 252H244V250H241V249H238L237 250V248H234V247H232L231 245L232 244H230V242H228V241H230V239H232V237H234L235 239H236V236L235 235H241V237H243L242 239H244V240H246L245 238H247V239H249L250 237H249V235L251 236V237H253V236H255V235H257L259 238H257V237H254V238H256L257 239V241H256V246H258L257 248H258V250H259V252L260 253H262V256H263V253H264V231H263V233L261 232L262 230H264L263 229V227H261V225H260V228H262L261 230L260 229H257L258 230V232H259V234L257 233V232H255V228L257 227L256 225L258 224L259 225V223H261V218L259 219V216H255V218L253 217H251L252 218V220L256 223V225H255V223L254 222H252L251 221V218L249 219L248 218V221L250 222L251 221V223L250 224H246V222L247 223H249L248 221H246V220H242V219H245L244 218V216H242L241 215V217H238L239 219H241V220H239V219H237L238 220V222H232V223H230V226H228V227H226V229H227V233H226V236L227 237H225V226H227V225H229V224H227V225H225L224 226V224L225 223H223V222H219L218 220H209V219H206V217H207V215L206 216H203V215H201V213H200V211H202L203 210V208H202V210H200V208H199V206L200 207H203V206H201L199 203L201 202V198H202V193H200L199 191H198V189H196V188H198V186H201L200 184H202L203 183V176H204V174L202 173H200L201 174V176L198 178L197 177V175L195 176V174L196 173H199V172H201V169H202V166H203V169L204 168H206V164H205V161L203 160L202 162H200L201 160H202V158H203V155L201 156V155H199V154H195V156L194 155H192L191 157H192V159L190 160V162L188 161V163H189V167H191L190 169H188L187 170V176H185V177H181V176H178L177 175V173H176V171H172V170H170L169 169V163L167 164V165H165V166H163V168H165L164 170L162 169V173H161V175L163 176V180H166V179H168V180H166L167 181V184H163V186L162 185H160L159 183H158V181H161L162 179L160 178V180H158V177H153V178H156L155 180L154 179H152V181L154 182H152V181H150L148 184H150V185H146L145 186V191H144V194L143 195H145V193H147L146 195L148 196H154V198H155V196L156 195H158V196H160V195H164L163 193L164 192H161V190H159V189H162V191L163 190H167V192H168V194H169V196H171L170 194H171V192L172 191H178V192H180L182 189L181 188H183L184 189V187L186 188L187 187V189L186 190H188L191 194H193L194 193V191H195V193L197 194V191H198V194H197V199L199 198V203H198V200L196 199V194H193L192 196L193 197H191V195H190V193L189 192H187V191H181V192H184V193H186V194H188V197H189V201H190V197L191 198H193L192 200H191V202H190V205H188V204H182L181 206L179 205L178 206V208L179 207H181L180 208V210L177 208V206H176V208L175 207H173L174 209L172 210V208H171V210L169 211V210H166V209H164V206H163V208H158L159 206H161V204L164 202V201H166L165 199H167V196H166V194L163 196V197H157L156 196V198H158V201L156 200V198L154 199V198H152L151 197V199L149 198H147L148 199V201H147V199L145 200V197L143 196V199H144V201L141 203L142 205H140L139 207H141L142 208V210H141V208H138V206H137V208L140 210V215L143 213V212H145L146 210H148L149 208V206L151 207V208H153V207H155L156 208V212H154V219L152 220V222H151V220L147 217V218H145L144 219V221L143 220H141V216H140V218L139 219H137L138 218V216H139V212H137V211H139V210H137V208L135 209V211H134V206L131 208L130 206H129V210L131 209V211H129L128 210V208H126L127 210V212H128V215H122V216H125V217H127L126 219H125V217H122V218H120V221H122V223H120V221L119 220H117L116 222H115V225L113 224L112 225V223H110L111 222V220H109L110 219V217H111V219L112 218H115L116 217V215H115V209H114V204H113V202L115 203L116 202V199H117V195H112V199H111V202L112 203H110L109 202V200H110V198L108 197V200H106L105 198H104V196L106 195V194H104V196L102 195V192L103 193H107L106 192V189H105V187H106V185H107V183H108V180H109V178H110V180H114L113 182L114 183H116V181L117 180H119V181H117L118 182V184H119V182H123L124 180H125V178L126 177H133L134 175H135V173L136 172H138V171H140V169L143 167L141 164H139V163H137L136 165H134L132 168H131V165L129 166V165H127V164H125V162L123 163V160L122 159H124V157H123V155L124 154H116V153H112V152H109V153H106L105 154V152H98L100 149V147L99 146H101V148H102V146L103 145H101L102 143H104V145H105V141L107 140V138H106V136L104 135V131H103V129H99L98 131H99V133H102V135H104V137H102V135L101 134H99L98 133V131H97V129H94V130H96V131H94V132H90V131H88L87 133L85 132V131H83V128L82 129H77V128H75L73 125H71V124H67L66 126H61V125H59L58 123H59V119H61L62 117H64V116H68L72 111V109L71 108H77L80 104L79 103H81V102H79V101H77V103H78V105L76 106V105H70V104H68V99L71 97V96H77L78 95V93H81V92H90V94H88V95H94L95 94V92H99V91H101L100 90V87H91V88H86V89H84V90H80V91H70V92H68L66 95H60V94H47L48 93V91H49V88L50 87H52L53 85H55V84H57V83H55V84H50V86L49 85H46V86H43L42 88L40 87V89H38L37 90V92L35 93V94H33V95H26V96H22V98H21V96L19 95H17L16 96V94H15V91L11 88V86H14V84H15V82L16 81H18L19 82V80H21L22 78H23V80H27L28 81V79H29V77H30V75H31V73L33 72V71H38V72H40V74H39V77H41V78H39V80L40 81H43V78H44V80H46V79H49L50 78V76H52L53 77V72L52 73H50L51 71H45V73L43 72L44 71V69H43V67H45V66H47V65H49V63L48 62H46V59L49 57V56H52V55H55L57 52H58V54H59V56H58V54H56L55 56L57 57H59V58H57V60H59L58 62H59V66H58V68L61 66V67H63L64 66V64L65 63H68L67 65H65V69H66V71H68L69 70V65H70V71L71 72H75L78 68H80L81 66H80V64H81V62H80V60H81V53H79V51L76 49L77 47H76V44L78 43L77 41V43L76 42H73L72 43V41H70L71 43H69L68 42V44H67V46H66V41H64L63 40V38H61L62 40H61V44L63 43V46H61V48L62 47H64L63 48V50L60 48V46H57V47H55V48H57V50H53L52 48H50L49 49V52H48V50H44V49H47V47H46V45H48L49 43L47 42V40H45V42H43L42 43V41H41V38H42V34H44V33H42L43 31H44V26L47 24V25H52V26H54V28H53V30H56L57 29V25H58V23H59V21H60V18L58 19L57 18V16L58 15H56L55 13L54 14H52V12L49 14V12H47V10H45L44 9V6H45V4L47 3V1H50V0H35L34 2H35V4H34V2L32 3V6H31ZM44 1L46 2V3H44ZM89 1V2H88ZM93 2H91L90 0H85V1H83L84 2V4H88V5H92L93 7H95V8H98L99 7V9H100V11H101V16L103 17H101V16H95L94 18H93V21H91V23H92V25L90 24V27L89 28H93L94 30H95V28H96V30H95V32H93V29H89V30H91L92 32V34L91 35H94V37H96V35H97V37H100L99 39H98V43L101 41V40H103V39H101L102 37L101 36H104V37H107L108 35H114V36H118L117 35V33H116V35H115V33L113 34L112 32H116L117 31V29H115L114 27H115V25L113 24V26L114 27H112L111 25H109L107 22H109L111 19H118V20H121V18L123 17V16H127L129 13H128V10L129 11H131V9H132V11H135V9H138L140 6H139V4L137 3L138 1L137 0H124L126 3H124V1L122 0H110L108 3H106L107 2V0L105 1V0H92ZM95 1H98V2H100L99 4H98V2L96 3ZM115 1V2H114ZM119 1H121L120 3H119ZM133 2V5L131 4L132 2ZM136 1V2H135ZM160 1V0H159ZM177 1V0H176ZM172 2V3H174L173 4V6H171L170 4H169V6H170V8L169 9H171L172 7H178V5H180L181 4V6H179L180 8H181V10H183L182 8H185L186 7V4L187 3H189L187 0L185 1V0H183V2L181 3L180 1H182V0H178L177 2ZM190 1V0H189ZM202 2H201V5L203 4V7H204V10L205 9H207V8H209L208 9V12H209V10L211 11V12H207V10L206 11H204V13L206 14V13H208V14H212V8L214 7V6H216V7H214V8H219V10H215L214 8H213V12L214 11H217V12H220L224 7H223V5H224V3L222 2V1H224V0H217V2H215L216 0H214L213 2H211L210 3V1L208 0V2L211 4V5H207V4H209L207 1H205V0H201ZM203 1H205V2H203ZM212 1V0H211ZM221 1V2H220ZM226 1V0H225ZM224 1V2H225ZM86 2V3H85ZM91 2V3H90ZM102 2H104L105 3V5L104 6H101V8L102 9H104V7L106 6V8L104 9L105 10V12H104V10H102L101 8H100V5H102ZM160 2H162V0L160 1ZM180 2V3H179ZM185 2V3H184ZM207 2V3H206ZM93 3V4H92ZM115 3V4H114ZM124 3V4H123ZM221 3H222V5H221ZM28 4H29V6H31L32 7V9H29V6H28ZM94 4H95V6H94ZM97 4V5H96ZM108 6H107V5ZM114 4V5H113ZM117 4V5H116ZM125 4H129L128 6L126 5V8H129L130 7V9H127V11L125 10L126 8H125ZM161 5H164V6H166L167 4L165 3V2H163V3H160ZM178 4V5H177ZM184 4V5H183ZM207 6H206V5ZM26 5V6H25ZM38 5V6H37ZM109 5H111L110 7H109ZM116 5V6H115ZM120 5H122V6H120ZM132 5V6H131ZM136 7H135V6ZM218 5H220L219 7H218ZM1 6V5H0ZM124 6V7H123ZM135 8H134V7ZM137 6H139V7H137ZM183 6V7H182ZM116 9V10H113L114 8ZM119 7H121V9H119ZM123 7V8H122ZM132 7V8H131ZM28 8V9H27ZM113 8V9H112ZM167 8V7H166ZM211 8V9H210ZM36 9V10H35ZM108 9H112L113 11H112V13L110 12V11H108ZM117 9H119V11H117ZM123 9V10H122ZM27 12H26V11ZM30 10H32V11H30ZM106 10H107V12H106ZM124 10L126 11V15H125V12H124ZM180 10V11H181ZM122 11V12H121ZM137 11V10H136ZM36 12V13H35ZM102 12H104L103 13V15H102ZM109 12V13H108ZM118 12V14H116ZM120 12H121V15H119L120 14ZM124 12V13H123ZM154 12H155V14H154ZM158 12V11H157ZM156 11H153L152 12V16L153 15H156V16H153V18L151 19V18H149L150 19V22L152 23L155 19L157 20V18L159 19V17H162L163 15H164V11L163 10H161V11H159L158 13H160V14H158ZM30 13V14H29ZM106 13V14H105ZM107 13H108V15H107ZM115 13V14H114ZM157 13V14H156ZM105 14V15H104ZM110 14H112L111 16H110ZM122 14H123V16H122ZM161 14H163L162 16H160ZM33 15V14H32ZM31 15V16H32ZM42 15V14H41ZM69 15H71V14H69ZM107 15V16H106ZM116 15V16H115ZM119 15V16H118ZM207 15V14H206ZM104 16H106V18L104 17ZM117 16H118V18H117ZM100 17V18H99ZM110 17V18H109ZM116 17V18H115ZM157 17V18H156ZM174 18H176V15L175 16H173ZM179 17H182L180 14L177 16V18H176V20L174 21V23L175 22H177L176 24H178L179 23V21H180V19L181 18H179ZM67 18H69V20L71 19H73V17L71 16V18H70V16H68L67 14H66V19ZM101 20H99V19ZM102 18V19H101ZM109 18V21H107V19ZM125 17H123L122 19H124ZM128 18V17H127ZM126 19V18H125ZM177 20H179V21H177ZM116 21V20H115ZM19 22H21V23H19ZM101 22V23H100ZM171 24V30L174 28V25H176V24ZM107 24V25H106ZM47 25H46V27H47ZM104 25V26H103ZM173 25V26H172ZM94 26V27H93ZM108 26V27H107ZM111 26V28H112V30H109V29H111V28H109ZM104 27V28H103ZM173 27V28H172ZM101 28V29H100ZM109 28V29H108ZM25 29V30H24ZM100 31H99V30ZM104 29V30H103ZM60 29L58 28L57 29V31H59ZM88 30V32H90ZM106 31V32H105ZM111 31V32H110ZM56 32V31H55ZM60 32H61V30H60ZM58 33V35L59 34H61V33ZM99 32V33H98ZM102 34H101V33ZM109 32V33H108ZM111 33V34H110ZM89 33L87 34V35H90ZM99 34H101V35H99ZM107 35V36H106ZM113 36V37H114ZM166 36V35H165ZM164 36V41H165V39H166V37ZM83 36H79V40L82 38ZM112 37V38H113ZM84 38V39H83ZM80 41H79V45H80V43H83L84 42V40H85V37H83ZM118 38V37H117ZM120 39V37L118 38V41L116 40L115 42H113L112 41V43H114V44H118V43H120V42H123V40L121 41V39ZM83 40V41H82ZM0 41H2V42H0V44L2 45V43L4 42V39L3 40H0ZM62 41H64V42H62ZM169 42H170V40H168ZM168 41H166V42H164V44L166 45H168ZM48 43V44H45V43ZM66 42V43H65ZM118 42V43H117ZM70 44V45H69ZM77 44V45H78ZM83 44H86V41H85V43H83ZM65 45V46H64ZM74 46L76 47V48H74ZM124 44H122V45H120V47H121V50H120V48L118 49V47L117 48H115V50L113 49L112 51H111V53L109 54V56H107L106 55V57H105V52L103 51V53H102V50H98L97 52H95V53H93L92 54V56L91 57H89V56H87L86 57V59L87 60H89V62H93V60H91L90 61V59H92L93 58V55L94 54H96V55H94V58L93 59H95L94 60V64H96V61L98 60L99 62H100V60L98 59V58H100L99 57V54H97L99 51V53L101 54L100 56L102 57V58H104V60L105 61H107L108 60V62H106V63H108V65L107 66H109V65H111V66H109V67H111L110 69H113V68H119V67H122L123 65H125V63H126V61L129 63V61H130V59H131V62H133V61H136V60H139L138 59V57L137 58H135L136 56H133V55H131V56H129V54H130V50L125 46V49H127V51L126 50H123L124 49ZM2 48H3V45L1 46ZM60 49H59V48ZM66 47V48H65ZM69 47H72V49H69ZM1 49V48H0ZM38 49V50H37ZM77 50V53H75L74 54V52H75V50ZM116 49H118L117 51H116ZM2 50V49H1ZM0 50V51H1ZM66 50H69L70 52L68 53V55H65V53H64V55H63V52L65 51L66 53H67V51ZM74 51L73 52V54L75 55H73L72 56V52L71 51ZM123 50V51H122ZM34 51H36V52H34ZM48 53H47V52ZM53 51H55L54 52V54H51V52L53 53ZM115 51V52H114ZM31 52V53H30ZM33 52V53H32ZM117 52V53H116ZM124 53V54H122V53ZM128 52V53H127ZM15 53V52H14ZM36 53H38V54H36ZM47 54L46 56L44 55V54ZM78 53H79V57H77L76 55H78ZM115 53H116V55H115ZM119 53H120V55H119ZM30 56H29V55ZM62 54V57L60 56ZM69 54H71V56L72 57H70V55ZM104 55V57H103V55ZM114 54V55H113ZM128 54V55H127ZM22 55V56H21ZM41 55V57H38V56H40ZM49 55V56H48ZM117 55H118V57H117ZM124 55V56H123ZM43 56H44V58H43ZM67 56V57H66ZM69 56V57H68ZM98 56V57H97ZM116 56V57H115ZM119 56H121V57H119ZM123 56V57H122ZM132 56H133V61H132ZM63 57H65V58H63ZM75 57V58H74ZM80 59L79 60V62H78V59ZM89 57V58H88ZM97 59H96V58ZM108 57H109V59H108ZM111 57V58H110ZM127 57V58H126ZM131 57V58H130ZM17 58V57H16ZM30 58V59H29ZM61 58H63V59H61ZM74 58V59H73ZM106 58V59H105ZM115 59V58H119L118 60L117 59H115V60H113V59ZM9 59V60H8ZM20 59V60H19ZM40 59V60H39ZM101 59V58H100ZM126 59V61H123V60H125ZM128 59V60H127ZM65 60V61H64ZM72 60H74V61H72ZM9 61V62H8ZM67 61V62H66ZM78 63H77V62ZM119 61V63H117ZM120 61L122 62V64L120 63ZM62 62H64L63 64H62ZM99 62H97V65H95V66H97V67H95L94 65L92 66V70L93 71H95L96 73H97V71L100 69V67H101V70H103V69H105L106 68V66H100L99 65ZM113 62L115 63V64H113ZM128 63H126V64H128ZM62 64V65H61ZM117 64V65H116ZM118 64H121V65H119L118 66ZM99 65V66H98ZM21 66H23V67H21ZM77 66V67H76ZM14 67V68H13ZM19 67V68H18ZM67 67H68V69H67ZM74 68V69H72V68ZM103 68V69H102ZM23 69H25L24 70V72H25V74H24V72H22L21 70H23ZM109 69V70H110ZM27 70V71H26ZM29 70V71H28ZM74 70V71H73ZM11 71V72H10ZM100 71V70H99ZM37 72V73H38ZM104 72V71H103ZM17 73H19L20 75H21V73H23L22 75H23V77L22 78H17L16 79V77H21L19 74L17 75ZM49 73V74H48ZM99 73V72H98ZM102 73V72H101ZM44 74V75H43ZM17 75V76H16ZM46 75V76H45ZM16 76V77H15ZM49 77V78H48ZM46 78V79H45ZM16 79V80H15ZM13 80V81H12ZM227 86V87H226ZM220 88H221V90H220V92H225L224 90H226L225 88H228V85H226V83H225V85L224 84H222L221 86H219ZM218 87V88H219ZM193 88L194 87H187V89L185 88V89H183V90H181L180 91V93H182L183 91L184 92H186V93H191V92H193L192 90H193ZM9 90V91H8ZM13 90V91H12ZM47 90V91H46ZM70 90V89H69ZM230 90V87L228 88V90H226V91H228V92H226L227 94H229L230 92H231V90ZM191 91V92H190ZM214 91V90H213ZM93 94H92V93ZM3 93V94H2ZM6 95H5V94ZM9 95H8V94ZM13 93H14V95H13ZM70 94V95H69ZM3 95L4 96H6V97H3ZM188 95V94H187ZM3 97V98H2ZM17 97V98H16ZM184 97V95L181 97V98H183ZM199 99H201V98H198V97H196L195 99L193 98V99H191V100H193V101H191L190 103L188 102V99L187 98H185V100L183 101V105L185 106L186 104H187V111H186V109H185V111L187 112V115L189 114V112H188V110L190 111V114L187 116L186 115V112L184 111V113H183V118L185 119V118H189L193 113H195L197 110H199L200 109V107L199 106H201L203 103H204V100H202L201 99V103L199 102ZM195 100H197V103H199L198 105L196 104V101ZM48 101V102H47ZM94 101H96V100H94ZM93 101V103L91 104V105H89L88 107H89V110H91V111H94V109H96V108H98V105L99 104H96V103H98V102H94ZM98 101V100H97ZM206 101V100H205ZM59 102H62L63 103V105H62V107H60V109H58V103ZM114 102V101H113ZM112 102V103H113ZM116 103H115V106L117 107V106H119L118 107V109L119 108H121L122 109V107H123V105H120V103L118 102V100H116L115 101ZM229 103H230V101H228ZM228 102H226L227 103V105H226V103L223 105V107L221 106V108H224L225 107V105L228 107L229 105V103ZM3 103V104H2ZM47 103H49V105L47 104ZM191 103H194L193 105L191 104ZM46 104H47V107H46ZM191 104V105H190ZM195 104H196V106H195ZM66 106V107H65ZM76 106V107H75ZM93 106V107H92ZM65 107V108H64ZM70 107V108H69ZM91 107V108H90ZM170 107V104L169 103H164V102H159L158 104H154L153 106H151V109H153V110H149L148 112H143V114L139 117V119H142L141 121L143 122V120H144V122L143 123H147V122H149V119H151V117L153 118V119H155V120H157L158 121V119H159V122H155V120H153V119H151L152 121H154L155 122V125L154 124H151V126H148L147 125V128H148V130H147V128L145 127V129L142 131V134H147L146 133V130H147V132H148V134L150 133V135H147V138H149L148 136H154V134L157 132L158 133V129H160L161 128V126L162 125H166V124H169V123H171V121H172V119L175 117V115H173L172 113H171V111H169V108ZM190 109H189V108ZM193 107H195L196 109H194ZM73 108V109H74ZM155 108V109H154ZM192 108H193V110H195V111H193L192 110ZM221 108H219L218 110H217V112H218V115L219 114H222V113H220V112H223L224 111V109H223V111H222V109ZM35 109V110H34ZM42 109H44L43 111H41ZM38 110V111H37ZM63 112H62V111ZM65 110V111H64ZM67 110V111H66ZM70 110V111H69ZM192 110V111H191ZM213 110V109H212ZM211 110V111H212ZM60 111V112H59ZM21 112V113H20ZM68 112V113H67ZM173 112V111H172ZM192 112V113H191ZM216 112V113H217ZM58 113H63V114H61V115H59ZM64 113H66V114H64ZM151 113V114H150ZM159 113H162V117H160L161 116V114H159ZM55 114H56V116H55ZM60 117H59V116ZM64 115V116H63ZM154 115L155 116H157V119H156V117L154 118ZM217 115V116H218ZM55 116V117H54ZM150 117L148 120H146L147 119V117ZM164 116V117H163ZM56 118H58V119H56ZM144 118V119H143ZM221 118V116L219 115V119ZM55 119V120H54ZM217 120H218V117L216 118ZM137 120L138 119H135V120H132V121H130V122H128V123H121V121L120 120H118V122L119 123H117L118 125H116V127H115V129H118L119 127V129L118 130H115V129H113V131H112V133H118V134H116L115 133V136L117 137V138H119L118 136H121L120 138H125L126 136H123L124 134H125V132H126V134H128L129 136H131V135H134L135 133H136V130H133V128L131 129L130 127H132V125H136L137 124ZM54 121V122H53ZM94 122H93V124H92V127H94V126H96V122H95V119L93 120ZM145 121H147V122H145ZM132 122L133 123H135V124H132ZM141 122V123H142ZM56 124V125H55ZM120 124V125H119ZM49 128V129H48ZM129 128V129H128ZM120 129H122V130H120ZM126 129H128L127 131H126ZM155 129V131H153ZM157 129V130H156ZM151 130L153 131L152 133H151ZM119 131V132H118ZM123 132L124 134H122L121 132ZM125 131V132H124ZM3 132H5V133H3ZM90 132V133H89ZM96 132H97V135L95 136L94 134H96ZM88 133H89V135H88ZM3 134V135H2ZM119 134H121V135H119ZM125 134V135H126ZM144 134V135H145ZM7 135V136H6ZM92 135H94V137H97L99 140H101V142L100 141H98V140H96L97 138H94V143H97V144H94L93 143V141H92ZM99 135L102 137H99ZM111 135V137H115V136H112V134H110ZM110 135H109V137H110ZM0 136V137H1ZM89 137V138H88ZM84 138H88V139H90V140H86V143L84 142L85 141V139ZM103 138H106V140L105 139H103ZM141 138V136H137V139H135V141L136 142H140V140L142 139H140ZM84 139V140H83ZM103 140H105V141H103ZM144 140H145V138H144ZM58 141H59V143H58ZM91 141H92V143H91ZM98 141V142H97ZM135 141H132V142H128V144L126 145V146H128V148H131V146H134L135 144ZM142 141V140H141ZM146 142H147V146H149L150 147V149H151V147H152V149L155 147V149H151V150H149V148L147 147V146H144V147H146V148H148V149H144V147H143V149L146 151V152H148V150L149 151H153L152 152V154H154V155H157V154H159L160 152V147H156V144H155V142L152 140V138H149V139H146L145 140ZM84 142V143H83ZM87 142H88V144H87ZM149 142V143H148ZM50 143H52L51 144V147H56L55 148V150L53 151V152H51V153H45L46 152V149L47 148H45V145H49ZM54 143H55V145H57V146H55L54 145ZM57 143V144H56ZM83 143V144H82ZM90 143V144H89ZM98 143H100V145L98 144ZM58 144H61V145H58ZM130 144V145H129ZM134 144V145H133ZM151 146H150V145ZM53 145V146H52ZM88 145H90V146H92L91 148H92V150H91V148L88 146ZM97 145H99V146H97ZM5 146H7V147H5ZM94 146H96V147H94ZM130 146V147H129ZM40 147V148H39ZM84 147V148H83ZM86 147V148H85ZM88 147L90 148V149H88ZM93 147H94V149H95V151H97V152H95L94 151V149H93ZM38 148V149H37ZM45 150H44V149ZM128 148L126 147V149H125V153H127L128 151H130V150H128ZM157 148V149H156ZM9 149V150H8ZM41 149V150H40ZM97 149V150H96ZM132 149H133V147H132ZM132 149H131V152L130 153H132L133 151H132ZM161 149H162V147H161ZM36 150H37V152H36ZM39 150V151H38ZM83 150H85V151H83ZM127 150V151H126ZM158 151L156 154L154 153L155 151ZM3 151H5V152H3ZM93 152V153H92ZM3 154V155H2ZM127 154H129V152L127 153ZM150 155H151V153H150ZM154 155H152V156H154ZM160 155V154H159ZM33 156V157H32ZM37 156V157H36ZM197 156H199V158H197ZM202 158H201V157ZM195 157V158H194ZM27 158L30 160V163H29V160H27ZM31 158V159H30ZM193 159H195V160H193ZM198 159V160H197ZM201 159V160H200ZM24 160V161H23ZM26 160V161H25ZM115 160V161H114ZM200 160V161H199ZM28 161V162H27ZM192 161L194 162L193 164H192ZM197 161H199V162H197ZM21 162H23V164L24 165H22V163ZM24 162H26V163H29V164H31L32 165V168L30 169V166L31 165H29L28 166V168L30 169H27V164L26 163H24ZM196 162L198 163V165L200 164V166H198V168H197V164H196ZM187 162L186 163H184L183 164V166L185 167L187 164H188ZM205 165H204V164ZM26 164V165H25ZM125 164V166H123ZM196 164V165H195ZM194 166V170H195V168L197 169V171L195 170H193L192 169V166ZM202 165V166H201ZM23 166H24V168H25V166H26V169H22L23 168ZM54 166H55V168H56V170H54L55 168H54ZM168 167V168H167ZM187 167V166H186ZM54 168V169H53ZM88 168V169H87ZM131 168V169H130ZM52 169L54 170V172L52 171ZM82 169V170H81ZM84 169V170H83ZM89 169H91L90 171H89V173H93V175H92V179H90V180H86V179H84V180H86V181H84V180H80L79 178H80V176H78L80 173H83V172H85L86 170H89ZM93 169V170H92ZM191 169H192V171L194 172V174H192L193 172L191 171ZM200 169V170H199ZM202 169V170H203ZM128 170V171H127ZM50 171V172H49ZM124 171H125V173H124ZM163 171H166V173H165V175H167V176H165L164 175V172ZM190 173H189V172ZM22 172V173H21ZM80 172V173H79ZM127 172L129 173V175L127 174ZM192 172V173H191ZM196 172V173H195ZM203 172H204V170H203ZM73 173V174H72ZM75 173H76V175L78 176L77 178H78V186H81L82 187V184L81 183H83L84 184V186H83V188H86L85 190L86 191H88V192H86L83 188H79V187H76L77 185L75 184L74 185V183H75V181H74V178H72L73 179V181H70L69 179L71 178V177H76V175H75ZM87 173H88V171H87ZM94 173H96L97 175H99V176H96V174H95V176H96V178H95V176H94ZM116 173V174H115ZM123 175H122V174ZM174 173V174H173ZM17 174V175H16ZM69 174H71V176L69 175ZM128 176H127V175ZM190 174V175H189ZM199 174V175H200ZM23 175V176H22ZM100 175H101V177H100ZM103 175V176H102ZM126 175V176H125ZM174 175V176H173ZM189 175V176H188ZM20 176V177H19ZM68 176V177H67ZM105 176H106V178H105ZM194 177V179H196V181L197 182H195V180L193 179V177ZM14 177V178H13ZM67 177V178H66ZM70 177V178H69ZM100 177V178H99ZM109 177V178H108ZM116 179H115V178ZM121 177H122V179H124L123 181L121 180ZM124 177V178H123ZM164 177H166V178H164ZM186 177H189V178H186ZM196 177V178H195ZM66 178V179H65ZM77 178H75V180H77ZM97 178H99L100 180H101V178H102V182L100 181V183H102L101 185H97L96 186V184H100L98 181H99V179H97ZM118 178H120V179H118ZM130 178V179H131ZM179 178V179H178ZM191 178V179H190ZM198 178V179H197ZM201 178V179H200ZM103 179L107 182L106 184H105V187H104V183H105V181H104V183H103ZM184 179V182L186 181V179H187V181H194V185H193V183L191 184V182H187L186 184H188L187 186H186V184H184V182L182 181ZM193 179V180H192ZM64 180V181H63ZM66 180H69L70 182H72L71 184H72V187L73 188H75V189H73L72 190V188H71V184H70V186H68L69 187V189H68V187L66 186V185H69V181L67 182ZM81 181V183H80V181ZM94 180H96L97 181V183L94 181ZM110 180H109V183H110ZM121 180V181H120ZM198 180H200V181H198ZM155 181H156V184H155ZM179 181H181V182H179ZM11 182V183H10ZM62 182V183H61ZM64 182V183H63ZM67 182V183H66ZM74 182V183H73ZM76 182V183H77ZM87 184H86V183ZM92 182V183H91ZM112 182V181H111ZM140 182V180L137 182V184ZM201 182V183H200ZM61 183V184H60ZM66 183V184H65ZM80 183V184H79ZM91 183V184H90ZM95 183V184H94ZM108 183V184H109ZM183 183V184H182ZM95 185V187H101V189L99 188H95L94 186H92V185ZM155 184V185H154ZM158 184V185H157ZM180 184H181V186H180ZM196 184H197V186H196ZM199 184V185H198ZM60 185V186H59ZM65 185V186H64ZM74 185V186H73ZM89 185V186H88ZM91 185V186H90ZM130 185H132V183H130ZM166 185H168L167 187H166ZM193 187H191V186ZM64 186V187H63ZM87 186V187H86ZM151 186H153V187H151ZM160 186V187H159ZM180 186V187H179ZM89 187V188H88ZM90 187H94L93 189L92 188H90ZM103 187H104V190L105 191H103L102 189H103ZM148 187H150V188H148ZM159 187V188H158ZM163 187V188H162ZM190 189H189V188ZM205 187H207V188H205L206 190L208 189V185L207 186H205ZM66 188V189H65ZM78 188L80 189V190H78ZM154 188V189H153ZM156 188V189H155ZM158 188V189H157ZM164 188H166V189H164ZM210 189H211V187H209ZM49 189V190H48ZM52 189H55V190H52ZM56 189H57V191H59L61 194H59V192H57L58 194H56ZM59 189V190H58ZM83 189V190H82ZM96 189V190H95ZM98 189V190H97ZM131 189H133V186L131 187ZM150 189V190H149ZM195 189V190H194ZM62 190V191H61ZM79 191V193L77 194L76 192L77 191ZM93 190H95V191H99L101 194V196L99 195V193H98V195L100 196V197H102V198H104V199H101L100 197H98V195H96L97 194V192L95 193ZM101 190H102V192H101ZM134 190V189H133ZM161 192H159V191ZM193 190V191H192ZM48 191H49V193L50 192H52V193H50V194H52V195H50L49 193H48ZM81 191H85L84 193H82ZM94 192V194L92 193V192ZM53 193H55V195L53 194ZM77 195H76V194ZM81 193V194H80ZM87 193H89L88 194V196L89 195H91V193L93 194V195H96L97 196V198H99V200L101 201V200H104V201H99L100 202V204H96V206L94 207V208H92L93 210H95V212H92V210H90L91 209V206L89 205L90 203H89V201H87L88 200V196H86L87 195ZM200 193V194H199ZM44 197V195H46L45 197H44V199H43V197L41 196V195ZM72 194H74L73 196H72ZM133 196H134V192L133 193H131ZM151 194H153V195H151ZM155 194V195H154ZM167 194V195H168ZM185 194V195H186ZM38 195V196H37ZM53 195L54 196H56V198L54 197L53 198ZM58 195V196H57ZM80 195H82V196H84V198H85V200H84V198L82 199L81 197H79ZM145 195V196H146ZM199 195V196H198ZM30 196H32V197H34L35 196V198H32V197H30ZM48 196V198H46ZM52 197V199H51V201L49 200L48 202H49V204L50 203H52V206H53V204L55 205V204H57V206H59L60 208H61V206H62V208L64 209V207H65V211H63L62 212V208H61V210H60V208H55V206L52 208L51 207V210H50V206H49V204L47 205V200L48 199H50L51 197ZM70 196H72V198H70ZM74 196H77V197H74ZM114 196V197H113ZM38 199H37V198ZM50 197V198H49ZM74 197V198H73ZM92 197H94V196H92ZM116 197V198H115ZM166 197V198H165ZM194 197H195V199L197 200V203H194V202H196L195 201V199H194ZM163 200L164 198V200L162 201L161 199ZM28 199L30 200V201H28ZM32 199L36 202H31L32 201ZM40 199V200H39ZM42 199V200H41ZM45 199H46V201H45ZM72 199V200H71ZM82 199V200H84V204L85 205H87L88 204V207H84L83 208V206H84V204H80L79 202H80V200ZM153 199V200H152ZM24 200H26V201H24ZM37 200H39V201H37ZM66 200V201H65ZM67 200H69L68 202L70 203V205L69 204H67L68 202H67ZM75 200H77V203H76V201ZM78 200H79V202H78ZM133 200V199H132ZM152 200V201H156L155 203H157L156 205H159L158 207L155 205V203H153L152 201V206L150 205V201ZM194 200V201H193ZM19 201V202H18ZM22 201L23 202H25V204H23L22 203ZM44 202V204H43V202ZM149 203V206L148 205H146V203L147 202ZM159 201H161L160 202V204H159ZM15 202V203H14ZM17 202L19 203V204H17ZM21 202V203H20ZM33 203V205L31 204V203ZM38 202V203H37ZM42 203V205H41V203ZM63 202H64V204L66 205H64L63 204ZM73 202H75V204H73ZM81 202H83V201H81ZM85 202H88V203H85ZM103 202V203H102ZM144 202H145V204H144ZM13 203H14V205H13ZM61 205H59V204ZM35 204V205H34ZM36 204L38 205L39 204V206L37 207L36 206ZM72 204V205H71ZM191 204H194V205H191ZM17 205L19 206H24L25 205V211H19V209H20V207L18 208L17 207ZM31 205V206H30ZM41 205V206H40ZM46 205H47V207H49L48 209H47V207H46ZM81 205V206H80ZM101 205V206H100ZM143 205L144 206H148V207H143ZM184 205H188V206H190V208H191V211H189L187 208H189L188 206H184ZM12 206V207H11ZM16 208V209H14V207ZM23 206H22V209H20V210H24V208H23ZM28 206H30V208L28 207ZM35 206H36V209H35ZM71 206V207H70ZM79 208H78V207ZM99 206V207H98ZM104 206V207H103ZM184 206V207H183ZM192 206V207H191ZM193 206L196 208V206H197V209L199 210H197V209H195V208H193ZM9 207H11L9 210L7 209V208H9ZM32 207H34V209L36 210V211H39L38 213H36V211L33 213L31 210H33L32 209ZM45 207V208H44ZM74 209H73V208ZM77 207V208H76ZM111 207V208H110ZM2 208H4V210L2 209ZM6 208V209H5ZM29 208V209H28ZM37 208H38V210H37ZM55 208V209H54ZM88 210H87V209ZM103 208H104V211H103ZM109 208V209H108ZM145 208H147V209H145ZM150 208V209H151ZM185 208V209H184ZM11 209H12V211H11ZM40 209V210H39ZM48 211H47V210ZM52 209H54V210H56V209H58V210H60V211H58L57 210V212L56 213H54L53 211L54 210H52ZM67 209V210H66ZM69 209H70V212H69ZM71 209H73V210H71ZM82 209H84L85 210V213H84V210H82ZM111 209V210H110ZM144 209V210H143ZM157 209H159L158 211H157ZM176 209H178L177 211H176ZM186 209H187V211H186ZM9 212H8V211ZM27 210V211H26ZM32 212L31 214H30V211ZM41 210H44V211H42L41 212ZM75 210V211H74ZM78 210V212L76 213V211ZM80 210H82V212L81 213H79L80 212ZM105 210L106 211H108L110 214H107L106 216L104 215L106 212H105ZM175 210V211H174ZM183 210H184V212H183ZM5 211H6V213L8 212V214H6L5 213ZM47 211V212H46ZM51 211H52V214L54 215L55 214V219H54V217H50L49 215H47V214H51ZM89 211V213H87V212ZM91 211V212H90ZM143 211V212H142ZM160 211V212H159ZM163 211V212H162ZM171 211L173 212L172 214H173V216H172V214H171ZM196 211V215H195V213H193V212H195ZM197 211H198V213H197ZM1 212H2V214L4 215V214H6L4 217H3V215L1 214ZM4 212V213H3ZM26 212H28V213H26ZM44 212V215H41L42 213ZM48 212H50V213H48ZM58 212H62V213H64V215H66L65 213H68L66 216H64L63 214H62V216H64V217H62L61 216V213L59 214ZM75 212V213H74ZM100 212H101V215L103 214V216H101V215H99L100 214ZM103 212V213H102ZM107 212V213H108ZM130 212H133V213H130ZM162 212V213H161ZM166 212H167V214H166ZM170 212V215L168 214ZM175 212H177V213H175ZM182 212V213H181ZM185 212H187V213H189L190 212V216L192 215V213L197 217H199V215H201V217H197V219H198V223H197V221H195L198 225H200V226H203V228H200V230L199 231H207V233H208V231H209V233L207 234L206 232H204V234H202V235H204L203 237H202V235H201V237H200V233H202V232H195V234L196 233H198V234H196L197 235V237H196V239H197V245H198V247H199V244H200V246H202V247H205V249L204 248H200L201 250L203 249L204 250V252H203V250H202V252H200L199 251V249L198 248H193V249H195L194 251H195V253H193V249H192V252H191V254H189V255H191V256H194V257H191V256H189L188 255V253H190V251H191V249H189V248H187L188 246H187V242H184L183 241V239H184V236L182 237V232L184 231V230H182V229H185V225H186V227L187 226H189V224L190 225H195L196 223L194 222V220H195V218H191L190 216L188 217V215H187V213H185ZM192 212V213H191ZM24 213H26L27 215H29L28 216V218L27 219H25V217H27V215L26 214H24ZM79 213V214H78ZM134 213H135V215L137 214L138 216H136V217H134L135 215H134ZM156 213H160L159 215L158 214H156ZM178 213H180V215L178 214ZM187 215H185V214ZM58 214L60 215L59 217H62V218H59L58 217ZM72 214H75V215H72ZM87 214H88V216L89 217H86L87 216ZM90 214V215H89ZM96 214H98V215H96ZM114 214V215H113ZM131 214V216H133V218H131L129 215ZM174 214H176V215H174ZM182 214V215H181ZM197 214H199V215H197ZM243 214V213H242ZM24 215H26V216H24ZM30 215H31V217H30ZM41 215V216H40ZM57 215V216H56ZM69 215V219H67V221H66V218H67V216ZM85 216L86 217V219L85 218H83L82 219V216ZM112 215V216H111ZM156 215H158L159 216V218L156 216ZM160 215H161V217L162 218H160ZM163 215H164V217H163ZM166 215V216H165ZM169 215V216H168ZM21 216H23V217H21ZM50 217V219L48 218V217ZM70 216H72V217H70ZM105 216V217H104ZM109 216V217H108ZM128 216H129V218H128ZM168 216V217H167ZM195 216H193L192 215V217H195ZM41 217V219H38V218H40ZM75 217V218H74ZM97 217V218H96ZM157 217V218H156ZM173 217H175L176 219H174ZM180 217V218H179ZM187 217H188V219H187ZM246 218L248 217V216H245ZM257 217V218H256ZM72 218H74L75 220H73ZM87 218H89L88 220H87ZM94 218H96L95 220H94ZM99 218V219H98ZM107 218V219H106ZM131 218V219H130ZM134 218H136V221L137 220H140V224H138L139 223V221H134L135 219ZM157 219V221H159V222H157L156 221V219ZM190 218V219H189ZM205 218V219H204ZM25 221H24V220ZM32 220V222L30 221V220ZM33 219H37V221L38 222H40V220H41V223H42V221H44L43 222V224H41V223H38L37 224V222H36V220H34L33 221ZM43 219H46V220H43ZM48 219V220H47ZM53 219V220H52ZM62 219V220H61ZM73 220V222L74 221H78L79 220V222H76V223H73L71 220ZM124 219H125V221H126V223H125V221H124ZM129 219V220H128ZM147 219H149V220H147ZM160 219V220H159ZM194 219V220H193ZM196 219V220H197ZM62 221V222H60V221ZM65 220V224H66V226L68 227H66V226H64V221ZM84 220V221H83ZM87 220V221H86ZM133 220V221H132ZM154 220H155V222H154ZM182 220V221H181ZM195 223H193L192 221ZM200 220V221H199ZM236 220V221H237ZM22 221H24V222H22ZM27 221L29 222L28 224L30 225V224H34V222H36V224H34L33 226H34V229H32V225H30V226H26L25 227V225L27 224ZM70 221V222H69ZM82 221V222H81ZM104 221V222H103ZM124 221V222H123ZM131 221V222H130ZM142 221V222H141ZM148 221V222H147ZM240 221V222H239ZM259 221V223H257ZM50 222V223H49ZM52 222H54V223H52ZM59 222H60V224H59ZM66 222H68V224L70 225V228H69V225H67V223ZM82 224H81V223ZM85 222V223H84ZM103 224H102V223ZM110 223V224H108V223ZM130 224H132V225H129V223ZM133 222V223H132ZM135 222V223H134ZM147 222V223H146ZM185 222V223H184ZM190 222V223H189ZM210 222H212V224H214V225H212ZM214 222V223H213ZM216 222H219L217 225H215V223ZM26 223V224H25ZM47 223L49 224V225H47ZM70 223H72V225H74L73 227L71 226V224ZM81 224L82 225V227L79 225V224ZM144 223H146L147 224V226H150L149 225V223H152L151 225L153 226V227H147V226H145L146 224H144ZM154 223L156 224V223H159V224H157L156 226L154 225ZM187 223H189L188 225H187ZM193 223V224H192ZM209 225H208V224ZM222 223V224H221ZM242 223V224H241ZM254 223V224H253ZM25 224V225H24ZM42 225V228L41 229H39V227H41L40 225ZM54 224V225H53ZM100 224H102L103 225V227H101L102 225H100ZM104 224H106L107 226H105ZM124 225V227L125 228H127V229H123L124 227L123 226H121V227H123L121 230L120 229H117L119 226L118 225ZM129 226H128V225ZM134 224V225H133ZM144 225L143 227L141 226V225ZM206 224V225H205ZM233 225V227H231L232 225ZM243 224H245V225H243ZM252 224V226H250L249 227V225H251ZM38 225H39V227H38ZM55 226V227H53V226ZM76 225H78V227L76 226ZM100 225V226H99ZM137 225H140V226H137ZM212 225V226H211ZM219 225H220V227H219ZM221 225H222V229L224 228V230H222L221 229ZM237 225V229H236V226ZM239 225V226H238ZM247 225V227H245ZM24 226V227H23ZM44 226H46L45 228H46V230H44ZM77 227V230H76V227ZM79 226H80V229H78L79 228ZM114 227L115 229H111V227ZM118 226V227H117ZM218 226V228H216ZM243 228V229H245L244 231H243V229H241L242 231L240 232V231H238V230H240V228L241 227ZM22 227L25 229H22ZM30 227V228H29ZM72 227V228H71ZM102 228V231H99V229H101ZM138 227V228H137ZM147 227V228H146ZM159 227V228H158ZM184 227V228H183ZM205 227V228H204ZM230 227H231V230L233 231V234L231 233L232 231H230ZM235 227V229L233 230L232 228H234ZM245 227V228H244ZM253 228L254 230H252V228H251V230H249V228ZM19 228V229H18ZM31 229V230H27V229ZM134 228V229H133ZM144 228V229H143ZM158 228V229H157ZM248 228V229H247ZM21 229V230H20ZM43 229V230H42ZM47 229H48V232H47ZM58 229V230H57ZM71 230V229H75L76 230V233H75V235H74V233H73V231L74 230H71V231H69V230ZM104 229V230H103ZM105 229H107L106 230V233L104 232L105 231ZM152 229V230H151ZM153 229H154V231L155 230H157V232L158 231H160L159 232V234H156V236H154V238H151V237H149V235H151V234H154L155 232L153 231ZM181 230V231H179V230ZM247 229V230H246ZM35 231L36 230V232H33V231ZM44 231V232H46V233H44L43 234V232H41V234H40V238L39 239H37V240H35L37 237H39V233H40V231ZM49 230H50V232H52V231H54L53 233H50L49 232ZM79 230V231H78ZM109 230V231H108ZM210 230H212V231H210ZM218 232H217V231ZM18 231H19V233L20 234H16V233H18ZM20 231H22V232H20ZM24 231H26V232H24ZM32 231V232H31ZM57 231H59V232H56ZM83 231V232H82ZM112 231V232H111ZM124 231V232H123ZM174 231L177 233V235L175 236L174 235ZM216 232V233H218L219 234V232L220 231H222V233L220 232V234H219V236L222 238H220L221 240H223V241H221V242H223V244L224 245H226V247L225 248H223L221 251L218 249V245H217V243H216V245H215V243L213 242L214 241V236L215 237H217V235L218 234H216V233H214V234H212L213 232ZM230 231V232H229ZM237 231V232H236ZM29 232H31L30 234H33V236L32 235H29ZM69 232V233H68ZM101 232H102V234H101ZM110 234H109V233ZM152 232V233H151ZM245 233V235H246V233L247 232H249V233H247V237H245V235L243 234V233ZM72 233H73V235H72ZM104 233V234H103ZM125 233V234H124ZM180 233V234H179ZM234 233H237V234H235L234 235ZM241 233V234H240ZM251 233L253 234V235H251ZM256 233V234H255ZM16 234V236H14ZM35 234V235H34ZM49 234H47V236L46 237H48V236H50ZM207 234V235H206ZM224 234V235H223ZM228 234V235H227ZM255 234V235H254ZM29 235V236H28ZM61 235V236H60ZM77 235V236H76ZM101 235V236H100ZM104 235H105V237H104ZM131 235V236H130ZM133 235V236H132ZM146 235V236H145ZM172 235H173V237H172ZM208 235H210V236H208ZM223 235V236H222ZM229 235H231V238H230V236ZM232 235H234V236H232ZM263 235V236H262ZM27 236H28V239H29V237L30 236H32V237H34V238H32V237H30V239L28 240L27 239ZM37 236V237H36ZM62 236H63V238H62ZM107 236V237H106ZM110 236V237H109ZM128 236V237H127ZM152 236V235H151ZM178 238V240L175 242V241H173V238H174V240H176V238ZM198 236H199V239H198ZM206 236H208L209 237V240H211V236H212V240L211 241H209L208 240V237H206ZM218 236V237H219ZM13 237V238H12ZM84 237H85V240L86 241H88V243L84 240ZM86 237H88V238H86ZM114 237V238H113ZM137 237V238H136ZM182 237V238H181ZM226 238V240H225V238ZM31 238L34 240H32L31 241ZM45 238V237H44ZM58 238V239H59ZM101 238V239H100ZM108 239V241H107V239ZM109 238H110V240H109ZM112 238V239H111ZM119 238V239H118ZM201 238V239H200ZM230 238V239H229ZM232 239L231 241H232V243H234V241H235V239ZM263 240H262V239ZM41 239V240H40ZM64 239V240H63ZM196 239L194 240V242H196ZM258 239H260V241L262 242H260V241H258ZM27 240V241H26ZM59 240V241H60ZM83 240H84V242L86 243V245L83 243ZM89 240H90V242H89ZM156 240V241H155ZM202 240V241H201ZM30 241V242H29ZM80 241H81V243H80ZM102 241H104L103 243H102ZM105 241H107V242H105ZM121 241V242H120ZM158 241V242H157ZM227 241V244H225V242ZM95 242H97L96 243V245L97 246H99L100 244H102V245H100V247L98 248V247H96V245H95ZM98 242H99V245H98ZM101 242V243H100ZM128 242H130L129 244H130V246L131 247H133L132 245H134V247H133V249H131V247L129 246V244H127ZM131 242H132V245H131ZM158 244H157V243ZM179 244H178V243ZM198 242H199V244H198ZM202 242L205 244V246H203V244H202ZM207 242V243H206ZM214 243V246H213V243ZM258 242V243H257ZM260 242V243H259ZM1 243L3 244V245H1ZM25 244V248H24V244ZM30 243H31V245H30ZM126 243V244H125ZM137 244L136 246H135V244ZM151 243V244H150ZM156 243V244H155ZM177 243V244H176ZM210 243L212 244V246L210 245ZM21 244H23V246H21ZM128 247V250L126 249L127 247L125 246V245ZM150 244V245H149ZM172 244V246H170ZM228 244H230V246H231V248H230V246H228ZM258 244V245H257ZM23 247V249L24 250H22V248L20 247ZM30 245V246H29ZM47 246V249L45 248L46 246ZM66 245V246H65ZM77 245V246H76ZM81 245H83V247L81 246ZM90 245V247L92 248H94V250H93V248L91 249V248H89L88 246ZM95 245V246H94ZM153 245V246H152ZM158 247H157V246ZM196 245V246H197ZM262 245V246H261ZM87 248H86V247ZM101 246L102 247H104V248H102V249H100L101 248ZM120 246V247H119ZM150 246V247H149ZM154 246H155V248H154ZM174 246V247H173ZM187 248V249H189V250H187L185 247ZM209 246L211 247V248H209ZM215 246H216V248L218 249V251L219 252H217V249L215 248ZM44 247V248H43ZM61 247L62 248H64L63 249V254L62 253H60V251H62V249H61ZM67 249H66V248ZM124 247V248H123ZM126 247V248H125ZM130 247V248H129ZM140 247V248H139ZM183 247V248H182ZM208 249H207V248ZM263 247V248H262ZM11 248V249H10ZM15 249L14 250V252L16 253V250H22V252L23 253H25L24 251H26L25 249H27V251L30 253V251L33 253H31L32 254V256L29 254V253H25V254H20V256H17V255H19V254H17V253H20V251L18 252L17 251V253L15 254L13 251H12V249ZM21 248V249H20ZM37 248V250L39 249L40 250V248H38V247H36ZM35 248V249H36ZM76 248H77V250H76ZM83 248V249H82ZM85 248H86V250H85ZM96 248H97V250L99 251V253H97L98 251L96 250ZM106 248V249H105ZM148 248H150V249H148ZM154 248V249H153ZM158 248V249H157ZM161 248V249H160ZM169 248H171V250L169 249ZM179 248V249H178ZM215 248V249H214ZM5 249H6V251H5ZM42 249H46L47 250V252H46V250H44V254L42 253ZM49 249V250H48ZM69 249H71V251L69 252ZM79 249V250H78ZM88 249H89V252L88 253H86L85 254V251L87 252L88 251ZM100 249V250H99ZM143 249V250H142ZM173 249V250H172ZM176 249V250H175ZM185 249V250H184ZM208 251H207V250ZM214 251H213V250ZM237 250V254H235L234 252ZM4 250V251H3ZM60 250V251H59ZM67 250V251H66ZM73 250H76V252H74ZM81 250H83L84 252H82ZM90 250H93V251H90ZM102 250H104V252H102ZM110 250V251H109ZM129 250H131V251H129ZM155 250V251H154ZM180 250V251H179ZM183 250V251H182ZM198 250V251H197ZM210 250H212V251H210ZM235 250V251H234ZM242 251L241 253H240V251ZM26 251V252H27ZM34 251V252H33ZM65 251L66 252H68V253H65ZM81 251V253H79V252ZM97 251V252H96ZM158 251H160V252H158ZM187 251H188V253H187ZM207 251V252H206ZM210 251V252H209ZM238 251H239V253H240V256H238L239 255V253H238ZM262 251V252H261ZM13 252V253H12ZM37 252V253H36ZM58 252V253H57ZM90 252H93V254L92 253H90ZM96 252V253H95ZM141 252V253H140ZM176 252L178 253L177 255H176ZM187 253V255L189 256V257H191V258H185L184 257V255L185 256H187L186 255V253ZM200 252V253H199ZM214 252H217V253H214ZM248 252V253H247ZM42 253V254H41ZM64 253H65V258L62 260L61 258H63L64 257ZM71 253H74V254H72V256L74 257H72L71 256ZM77 253V254H76ZM84 253V256L82 255L81 256V254H83ZM102 253V254H101ZM156 253H158L159 255H156ZM173 253V254H172ZM182 253H185V254H182ZM199 253V254H198ZM212 253V254H211ZM1 254V253H0ZM16 256H15V255ZM45 254V255H46ZM90 254V255H89ZM92 254V255H91ZM96 254V255H95ZM151 254V255H150ZM153 254V255H152ZM182 254V255H181ZM214 254H216L215 256H214ZM243 254H245V256L243 255ZM247 254V255H246ZM0 255V256H2V257H5L6 255H8V254H6V255ZM11 255H13L14 256V258H10V257H13V256H11ZM23 255H27L26 257H24ZM34 255H36V256H34ZM60 255H62L61 257H60ZM67 255H69V256H67ZM75 255H77V256H79V257H77V256H75ZM88 257H87V256ZM95 255V256H94ZM141 255V256H140ZM144 255V257L145 256H147V257H145V259H144V257H143V259H141L142 258V256ZM181 255V256H180ZM236 255V256H235ZM24 257V259H23V257ZM31 258V260H30V262H29V260L27 261L26 259H28L29 257ZM39 256V255H38ZM86 256V257H85ZM92 256V257H91ZM132 256H134V258L132 257ZM152 257V260H151V257ZM154 256H155V259H154ZM157 256H159L158 258H156ZM170 257V259L171 258H173V259H169V257ZM206 256V257H205ZM211 256H212V258H213V256L215 257V259H210L211 258ZM219 256V257H218ZM229 256V257H228ZM230 256H231V258H230ZM234 256H235V258H234ZM249 258H248V257ZM7 257V256H6ZM5 257V258H6ZM16 257L18 258L17 260H16V262H15V260L14 259H16ZM20 257V258H19ZM22 257V258H21ZM71 257H72V259H71ZM96 257V258H95ZM115 257V258H114ZM131 257L133 258L132 260H131ZM148 257H150V260H149V258ZM210 257V258H209ZM218 257V258H217ZM240 257V258H239ZM241 257H243V259L241 258ZM247 257V258H246ZM251 257V258H250ZM29 258V259H30ZM66 258H68V259H66ZM140 258V259H139ZM146 258H148V259H146ZM162 258V259H163ZM185 258V259H184ZM239 258V259H238ZM1 259H4V258H1ZM0 259V264H5V263H3V262H1V261H5V260H1ZM66 259V260H65ZM89 259V260H88ZM95 259H97V262H95L96 260ZM138 259V260H137ZM175 259V260H174ZM218 259H220V260H218ZM241 259V260H240ZM244 259H246V260H244ZM11 260H14L13 262L11 261ZM24 260V261H23ZM54 260H60L61 261V263L58 261V263H57V261L55 262ZM81 260V261H80ZM85 260H87L86 262H85ZM93 262H92V261ZM146 260V261H145ZM148 260V261H147ZM153 260H155V261H153ZM163 261V262H165V264H167L166 263V261ZM173 260V261H172ZM181 260H180V263L179 264H181ZM209 260L207 261V262H203V264H207L208 262H209ZM245 262H244V261ZM23 261V262H22ZM52 261H53V263H52ZM80 261V262H79ZM106 261V262H105ZM110 261V262H109ZM129 261V262H128ZM136 261L134 262L135 264H137L136 263ZM142 261V262H141ZM152 261V262H151ZM158 261V262H159ZM170 261V262H169ZM172 261V262H171ZM218 261V262H217ZM223 261V262H222ZM241 261V262H240ZM11 262V263H10ZM24 262H26V263H24ZM68 263V264H71V263ZM113 262V263H112ZM144 262V263H143ZM158 262H157V264H158ZM211 262L212 261H210L208 264H211ZM216 262V263H215ZM238 262V263H237ZM252 262V263H251ZM20 263V264H21ZM45 263V264H46ZM88 263H86V264H88ZM127 263H125V264H127ZM160 264H163L162 263V260H161V262H159ZM183 263H184V261H183ZM177 264V263H176ZM199 264V263H198ZM200 264H202V263H200Z\"/></svg>",
  "mask_w": 264,
  "mask_h": 264
}]
</instances>
